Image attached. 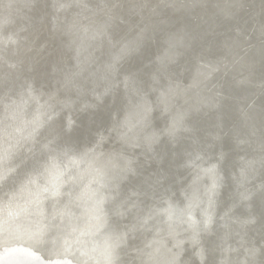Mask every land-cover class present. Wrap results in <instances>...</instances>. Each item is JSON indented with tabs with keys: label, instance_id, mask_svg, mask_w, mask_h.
<instances>
[{
	"label": "rangeland",
	"instance_id": "rangeland-1",
	"mask_svg": "<svg viewBox=\"0 0 264 264\" xmlns=\"http://www.w3.org/2000/svg\"><path fill=\"white\" fill-rule=\"evenodd\" d=\"M1 1V0H0ZM9 1V0H8ZM43 1V3H46L48 8L51 9V11L53 12L54 10V13H61L63 11V9L69 4V7H73V9L70 11V10H67V13L65 12V16L69 17L66 18H61V19H64V20H61L60 18H54V15L52 16V22L51 20H49V18L47 19V23L49 24L48 28H43L41 30V33L39 35H36L35 33L36 32H33L32 35H31V39L29 40L31 43H25L24 45H22V47H19V50H18V53L16 55V57L14 56H9L8 57V60L12 61V66L10 67L9 73H14L16 75H19L21 74L22 72L26 71V70H29L27 71L28 74L33 78V80L31 81V79L27 78L28 80V83H31V86H35V90L33 88V90H31L30 92L26 93L23 92V94L21 96H19L20 98H15L12 102H8V105L6 106V109L5 110H0V176L2 177L3 175L5 176L6 175V178L3 180V181H0V215L6 213V215L0 219V227L2 224L5 223L6 220L10 219L9 215H14L16 214V210H20V206H22V204H27L26 207H24V210L23 208H21L22 210H20L19 212V215H21L22 219H23V222L26 224L27 221H28V218L30 216H33V213L34 212H43L45 209H49L51 210V219L54 220V221H58L59 224L61 225H58L56 222H53V227L47 232V236L45 237L47 240V243L49 246V248L46 250L45 248H42V247H39V246H32V245H25V244H8V245H0V264H2L3 262H6V261H12L14 259H16V263L17 264H99V261L101 263H103V261H108L109 260V256L110 255H107V252L108 254H110L111 251H114L115 252V247H114V243H109L107 242L108 240H111L110 238H114V232H115V229L116 227H120L121 224L125 223L126 225H128V222L131 224V218L128 216V213H124L126 216H121L118 215V216H121V217H118L120 218L121 222L120 224H113V222L115 221H111L113 218L115 217H111L108 213V211H105L103 209V211L97 215L96 213H91L93 211V208L89 209L86 214L85 213H82V211L85 209V207L87 205H89L90 203L86 200V198H88L87 196H89L90 194H87V193H82L83 194V197L82 195H80V193L77 192V190H75V186L76 185V181L74 180H77L79 177H80V173L81 172H88L89 171V176L90 177H87L88 179L85 181H83V185L85 186L84 188L86 189V187H89V184H90V187L92 185V187L90 188V190H97V191H101V192H93L91 194L93 195H99V196H102L103 194H105V187L107 190L109 191H118V192H121V193H125V191L127 192L128 190V187H123L126 183L125 180H122L121 181V178L117 175H116V172H117V167H115V165H113V163L115 164V161L116 158H119L121 156H123V153L121 151H118V152H115L116 154H112L111 157L110 156H97L99 155L98 153H94V155H92V157H85L84 155H80V154H76V155H73L74 153H72V149H69L68 146L66 144H69L70 142L68 140H66V138H70V134H68L66 131H70L71 129L74 130V133L75 135H81V133L84 131V129L86 130L88 128V126H94V128H92V131H90V133H85L86 136H83L85 138V141H92L96 138V140L98 141V143H101L102 145H105L103 147H100L98 148V151L99 150H105L106 151H109L110 149L107 148V147H110L111 145H115V144H127L129 143L130 145H133V151H135L136 155L139 154L140 152V147L143 148L142 146V143L140 142V140L142 139L138 134H137V130L134 131V134L131 132L130 135H127V136H123V140L122 142L120 143H114L115 142V139L121 137V134L122 132L120 133L121 131V124H125L127 125V119H130V120H134L135 123H138L140 122L142 125L143 124H146L145 121H143L142 117L143 116H146L148 112H150L153 116V118L155 119H158V122L157 124L159 123H166L168 124L170 121H171V117L173 116L172 113H174L175 115H178L180 116L181 118V126L184 128L185 131H182V135L180 138L178 136V138L176 137L175 139H177L178 143L175 141V139L173 140V142L175 143H172L171 141H169L168 139L164 138L165 141H162L160 142L159 144V148L161 149V151H165L164 153L162 152V156L160 159H156L153 151L151 150L153 147H155L154 145H148L147 147V144H144L146 146H144L145 148L147 147V157L146 159L142 158L141 155L139 154V158L141 161H142V164H143V167L142 169L140 170L141 174H147L148 171H153L154 169H158L160 167L159 164H161L162 162L165 164V165H169L171 166L172 168H170V171L175 174V177L177 180V183H176V186L173 187V189L171 190V192L169 190H166L165 193H163L162 191V188L164 186V184H161V185H158L156 187V190L161 191L162 194H164L163 196L166 198V206L167 208L163 210L164 212V215L165 217L167 218L166 220H172L169 224L171 226H175L176 223V211L178 212L179 216L180 217H189L191 218L192 220H196L198 221V223H200L201 220H205V222H207V225L210 226V228L213 229L209 232H206L205 230H197V231H191L188 233V236L184 237L183 240L184 242L188 243V245L190 246L192 252L197 255L198 257V264H264V250H262V248L264 247V225L263 226H259L258 225V213H260V210L259 212L254 209V207H251L252 205L249 203H247L249 205L248 209L249 208H252L250 210H248L247 214L250 215V217H247V220L249 222V224L247 225H241L239 226V223L243 220V218L245 219L246 216H242L244 214V212H240V213H237L239 211H236L235 209H233L232 211V208L234 205L232 202V204L230 203H227L228 200H227V197L228 195L225 193H222L221 190L223 189V187H221V183L226 180V176L224 178L223 175H225V168L223 165H225L226 161L230 160L231 158H235L236 160H234V164H237L238 162L242 163V164H250L252 160H254L255 162H260V160L258 159H252L253 157H258L257 155H259V157H261V162L258 164V166H256L255 168L249 170V166L248 167H245L244 169H242V171H240V174H242L241 176H239L234 182L236 184H234L235 186V191L237 190V194L242 196V195H247L248 193V198H252L255 194H257V192L259 191H263L264 190V124L260 127H257L255 129V134L257 136V143L256 145H254L253 147L252 146H245L244 148H241L240 150V147H235L234 145V142H232V137H233V134L238 136V131L239 129H241V125L242 123L240 122L241 118L239 116V114L241 113H244V112H247L249 111L252 107L254 108L255 106H261V107H264V99H262L261 97L264 98V69L261 70L263 67H264V60L261 59V58H264V13L262 12V10L264 9V0H237V2L235 0H217V4H216V0H188V3L187 0H147V5L148 7L151 5V4H156L155 5V8H152L151 7V10L152 12H149L148 14H152L150 18H148L147 20H144V21H141V22H144V25L142 24L136 31H135V34L133 33L131 36V39H129L128 41V44H125L121 47V49H118V51H116L115 53H113L112 55L109 56V60L107 61H104L103 59H98L97 57L95 58V66H93L91 63L92 60L90 59V53H91V50L93 49L96 41H94L93 39L96 37V38H99L100 35H103V33H108V29L110 30V25L111 23L114 21V23H118V19L114 18H110L109 16H106L107 14L104 12L101 16H103V19H101L102 17L100 16L98 19L100 20L96 25H94L95 27H93V31L95 30V32H92L91 35L90 34H82L81 37H79L78 39V42L75 41V39L73 41L70 42V39H69V36L68 35H71V30H73V26L72 24L75 22V21H78L81 23V25L83 26H87L88 23H90V20L87 19L86 17L83 18V22H81L80 18L82 17V13L84 12V10H86L88 8V6H85L86 5V1L87 0H65L64 1H55V0H41ZM52 1V2H51ZM67 1V2H66ZM79 1V2H78ZM164 1L166 3H164ZM176 1V2H175ZM181 1V2H180ZM186 1V2H185ZM194 1V2H193ZM211 1H212V4H211ZM215 1V2H214ZM239 1V2H238ZM51 2V4H50ZM54 2V3H53ZM161 2V3H160ZM185 2V3H184ZM197 2V3H195ZM207 2V3H206ZM220 2V3H218ZM230 2L232 3V6H230ZM245 5H243L242 3ZM254 2V3H253ZM263 2V3H261ZM13 5L14 6H18L19 5V2H15V1H12ZM17 3V4H16ZM23 3V2H21ZM75 5H74V4ZM77 3V5H76ZM85 3V4H84ZM88 3V2H87ZM172 3V4H171ZM175 3H177L175 5ZM182 3V4H181ZM188 3V4H187ZM193 3V4H192ZM214 3V4H213ZM223 3V4H222ZM228 3V4H227ZM237 3V4H236ZM239 3V4H238ZM247 3V4H246ZM252 3L254 5H252ZM259 3V4H258ZM60 4V5H59ZM79 4V5H78ZM80 4H82L80 6ZM167 4V5H166ZM181 4V5H180ZM222 4V5H220ZM257 4V5H255ZM180 8H179V6ZM197 5V8H192V7H195ZM204 5V6H203ZM210 5V6H209ZM211 5H213L214 7H212ZM218 5V6H217ZM225 5V6H224ZM227 5V7H226ZM242 5V6H241ZM247 5V6H246ZM249 5V6H248ZM259 5V7H258ZM84 6V7H83ZM99 8L101 7V5L99 4L98 5ZM133 7H131L132 9L136 8L134 6H137V5H132ZM154 6V5H153ZM184 10H182V7ZM200 6V7H199ZM223 8H222V7ZM237 6V7H236ZM242 8H241V7ZM254 6V7H252ZM263 8L261 9L260 8ZM77 7V9H76ZM87 7V8H86ZM179 9H178V8ZM189 7V8H188ZM202 7V8H201ZM206 8V11H205V8ZM208 7V8H207ZM215 7H217L218 9H216ZM221 7V8H220ZM236 7V8H235ZM252 7V8H250ZM63 8V9H62ZM157 8V9H156ZM188 8V9H187ZM211 8V9H210ZM232 8V9H231ZM233 8L235 9V11L233 10ZM247 8V9H246ZM249 8V10H248ZM255 8V9H254ZM260 8V9H259ZM16 9V8H15ZM62 11H59L61 10ZM81 9V10H80ZM162 9V10H160ZM168 9V10H166ZM177 9V10H176ZM192 9V10H191ZM199 9V11L197 10ZM208 9V10H207ZM214 9V10H213ZM222 9V10H220ZM225 9V10H223ZM231 11V13H229V11ZM231 9V10H230ZM243 9V11L241 10ZM254 9V10H253ZM59 12H58V11ZM78 10V11H77ZM83 10V11H82ZM181 10V11H179ZM188 10V11H186ZM203 10V11H202ZM210 10V11H209ZM218 10V12H216ZM227 10V11H226ZM237 10V11H236ZM240 10V11H239ZM246 10V11H244ZM253 10V11H251ZM257 10V11H255ZM81 11V12H79ZM162 11H165V12H168L170 13L169 11H171V15L173 17H171V15H165V12H162ZM184 11V15H188L187 18L184 16V18L186 20H189V22H185V23H180L179 25L177 26H173L172 28H170L169 30H167V28L171 25L170 23H173L175 21H178V20H181L183 19V12ZM191 11L193 13H191ZM194 11L196 13H194ZM202 11V12H201ZM209 14H208V12ZM215 11V12H214ZM224 11V12H223ZM237 14H235L234 12ZM250 11V12H248ZM256 13H255V12ZM73 14H72V13ZM179 12V13H178ZM227 14H226V13ZM233 12V13H232ZM239 12V13H238ZM253 12V13H252ZM262 14H261V13ZM76 13V14H75ZM145 12H143L142 14H144ZM176 13V14H175ZM189 13V14H187ZM203 15H201V14ZM213 15H212V14ZM243 13H246V14H243ZM251 13V14H250ZM79 14V17L78 16ZM141 14V15H142ZM175 14V15H174ZM192 14V15H191ZM196 14V15H195ZM199 14L201 15L199 17ZM207 14V15H206ZM217 14L219 16H217ZM222 14V17L219 18ZM232 14V15H230ZM254 14V15H253ZM257 14V15H256ZM76 15V16H75ZM81 15V16H80ZM190 15L192 18H190ZM198 15V16H197ZM239 15H241L240 17L243 18L242 19V22H241V18L239 17ZM243 15V17H242ZM246 15V16H245ZM253 15V16H252ZM23 16V15H22ZM182 16V17H181ZM195 16V17H194ZM196 16L198 18H196ZM203 16V18H202ZM211 17L210 19L207 17ZM215 18L213 20V18ZM229 16V17H228ZM254 16H256L255 18L257 19V16L259 17L258 20H256L254 18ZM262 16V17H261ZM73 17V18H72ZM76 17V18H75ZM109 17V18H108ZM171 17V18H170ZM194 17V18H193ZM206 17V19H205ZM225 17V18H224ZM234 19L235 17V21L231 20V21H228L229 19ZM248 18V20H246V18ZM261 17V19H260ZM167 18H169V22H167ZM180 18V19H179ZM196 18V20H195ZM202 18V19H201ZM217 18H218V21H217ZM236 18L238 19L236 21ZM252 18V19H250ZM254 18V19H253ZM60 19V20H59ZM75 21H72L74 20ZM78 19V20H77ZM113 21H112V20ZM173 21H172V20ZM201 21H200V20ZM204 19V20H203ZM250 19V21H249ZM57 21V25L55 24L56 21ZM71 20V21H70ZM198 20V21H197ZM207 20V21H206ZM210 20V21H209ZM224 20V21H223ZM252 20V21H251ZM256 20V21H254ZM261 20V21H260ZM62 21H64L62 23ZM67 21V22H66ZM71 23H69V22ZM103 21V22H102ZM172 21V22H171ZM209 21V22H208ZM216 21V23H215ZM220 21V22H219ZM233 21V22H232ZM239 21V22H238ZM247 21V22H246ZM258 21V22H257ZM263 21V22H262ZM60 22V23H59ZM101 22V23H100ZM105 22V23H104ZM157 22H158V25H157ZM194 22V23H192ZM196 23H199V24H195ZM201 22V23H200ZM203 22V25L202 24ZM205 22V23H204ZM208 22V23H207ZM234 22H235V26H232L234 25ZM249 22H253L252 24H255L252 25L251 23ZM62 23V24H61ZM66 23V24H65ZM151 23V24H150ZM169 23V24H168ZM188 23L190 24V27H193V28H190ZM194 25H192V24ZM215 24V25H212L211 24ZM219 23V24H218ZM228 23V24H227ZM241 24V27L237 26L238 24ZM242 23H243V26H242ZM249 23V24H248ZM41 24L45 25L44 22H42ZM62 26H61V25ZM87 24V25H86ZM91 24V23H90ZM130 24V23H128ZM162 24V25H161ZM165 25V27L163 28V26ZM206 24V25H205ZM209 24V25H208ZM217 24V25H216ZM231 24V25H230ZM239 24V25H240ZM244 24H246L247 26H244ZM259 24V25H258ZM261 24V26H260ZM263 24V25H262ZM47 25V24H46ZM45 25V26H46ZM60 25V26H59ZM65 25V26H64ZM69 27H68V26ZM71 25V26H70ZM147 25V26H146ZM151 25V26H150ZM154 25V26H153ZM183 27H182V26ZM198 25H199V29L198 28ZM221 25V27H220ZM250 25V26H249ZM258 25V26H257ZM56 26V27H55ZM59 26V27H57ZM100 26V27H99ZM105 26V27H104ZM144 26V27H143ZM162 29H161V27ZM187 28V31L184 30L185 28ZM206 26V28H205ZM219 26V27H218ZM224 26L225 27V30L224 31ZM234 27L232 29V27ZM260 26V27H259ZM41 27V26H40ZM62 27V28H61ZM102 27V28H101ZM150 27V29H149ZM181 27V28H179ZM197 27V28H195ZM212 27V29H211ZM214 27V29H213ZM236 27V28H235ZM250 29H249V28ZM262 27V28H261ZM50 28V30H48ZM57 30H56V29ZM60 28V29H59ZM101 28V29H100ZM107 28V29H106ZM174 28V29H173ZM181 29L178 31V29ZM195 28V29H194ZM204 30H203V29ZM227 28V29H226ZM228 28H231L230 30ZM241 28L243 29L242 31ZM246 28V29H245ZM259 30H258V29ZM53 29V30H52ZM63 29H66V30H63ZM105 29V30H104ZM167 32H166V30ZM185 33H184V31ZM199 30L200 32H197V30ZM203 31H202V30ZM206 29V30H205ZM210 29V30H209ZM217 29V30H215ZM233 32V30H235ZM254 31V33H256V35H258L256 37V35L251 31ZM102 30V31H101ZM141 30V32L139 31ZM160 30H163V31H160ZM175 32H174V31ZM177 30V31H176ZM194 31V32H191ZM209 30V31H208ZM221 30V31H220ZM224 32H223V31ZM228 31V33H226ZM232 30V31H231ZM238 30V31H237ZM250 30V31H249ZM260 30H262L260 32ZM104 31V32H103ZM108 31V32H107ZM145 31V32H144ZM173 31V32H171ZM202 31V32H201ZM205 31H208V32H205ZM212 31H216V32H212ZM246 31H249V34L248 32ZM259 31V32H258ZM53 32H57L55 35H56V42L60 45L59 49L61 51V49L66 52L67 56L69 57L70 54H73V55H70L69 59H71L70 61V64H65V68H66V71L64 69V67H60L58 68V66H56L55 64H50L49 66V70L48 72H46V70L44 69V58H45V54L44 53H51V51H53V49H56L54 46H53ZM147 32V33H146ZM156 32V33H155ZM162 32V33H161ZM166 32V33H165ZM169 32L173 33L172 35L169 34ZM204 32V33H203ZM67 33V34H65ZM94 33V34H93ZM100 33V34H99ZM123 33H128V30L124 27L120 33L118 34V37L123 34ZM144 33V35H143ZM182 33H183V36H182ZM187 33V34H186ZM191 35H190V34ZM195 35H194V34ZM207 33L208 34V37L206 38L207 36ZM213 33L215 34L214 37L213 36ZM221 33V34H220ZM225 33V34H224ZM242 35H240V34ZM247 33V34H246ZM260 33V35H259ZM99 34V35H98ZM147 34V35H146ZM161 34V35H160ZM163 34V35H162ZM166 34V35H165ZM181 34V35H180ZM186 36H185V35ZM197 34V35H196ZM224 34V35H223ZM229 34V35H228ZM245 36H244V35ZM254 34V35H253ZM67 35V36H66ZM97 35V36H96ZM136 35V36H135ZM143 35V36H142ZM179 35V36H178ZM193 35V37H192ZM200 35V36H199ZM203 35V37H202ZM205 35V36H204ZM220 35V36H219ZM222 35H223V40L222 39ZM227 38H226V36ZM263 35V37H262ZM34 40H33V37H36ZM62 36V37H61ZM95 36V37H94ZM150 36V37H149ZM173 36V37H172ZM176 36V37H175ZM178 36V37H177ZM230 36V37H229ZM235 38H233V37ZM237 36V38H236ZM240 36H241V39H240ZM256 38H255V37ZM260 36V37H259ZM58 37V38H57ZM67 37V38H66ZM89 37L90 39L92 40L89 41ZM118 37L108 41V43L105 45V47L109 46V48L113 47L115 42L117 41ZM145 37V38H144ZM186 37V38H185ZM189 39H188V38ZM201 38V40L199 38ZM211 37V38H210ZM219 37V38H217ZM232 37V38H231ZM243 37V38H242ZM259 37V38H258ZM63 38L65 40H63ZM83 38V39H82ZM93 38V39H92ZM125 37H123L124 39ZM134 38V40L132 39ZM144 38V39H143ZM147 38V40H146ZM163 38V39H162ZM166 38V39H165ZM172 38H173V41H172ZM179 38V39H178ZM185 38V39H184ZM195 38L198 40L193 41L195 40ZM204 38V39H202ZM210 38V39H209ZM214 38V39H213ZM230 38V39H229ZM253 38V39H252ZM262 38V39H261ZM69 42H67L68 40ZM156 39L158 41V45L157 47L154 49V46L152 45L151 41ZM177 39V40H176ZM187 39V40H186ZM220 39V41H218ZM235 39V41H234ZM240 39V40H239ZM247 39L249 41H247ZM256 39L259 41H256ZM260 39V40H259ZM42 41V42H45L47 44V48H43L41 50L38 49V43L39 41ZM60 42H58V41ZM61 40V41H60ZM131 40V42H130ZM138 40V41H137ZM147 42H146V41ZM167 40V41H165ZM179 40V41H178ZM182 40V41H181ZM186 40V41H185ZM189 40V41H188ZM205 40V41H203ZM214 40V41H213ZM238 40V41H237ZM242 40H243V43H242ZM252 40V41H251ZM254 40L256 41V43H254ZM263 40V41H261ZM83 41V42H82ZM133 41V42H132ZM170 41V42H169ZM194 43H193V42ZM213 41V42H212ZM222 41V42H221ZM230 43H228V42ZM247 41V42H246ZM251 41V43H250ZM73 42V43H72ZM75 42H77L75 44ZM136 42V43H135ZM160 42V43H159ZM172 42V44H171ZM181 42H185V44L181 43ZM189 42V43H188ZM192 44H195L194 48L192 47L191 43ZM216 43L215 45L212 43ZM220 42V44L218 43ZM226 42V43H225ZM235 42V43H234ZM239 47H237V44ZM240 44H239V43ZM259 44H258V43ZM65 43V44H63ZM70 43V44H68ZM94 45H93V44ZM135 43V44H133ZM143 43V44H142ZM161 43H166L167 45L169 44V46L165 47V48H169L170 50L168 52L167 51L165 52V48H160L162 45ZM176 43V47L175 44ZM198 43V44H197ZM205 45H203V44ZM254 43V44H253ZM261 43V44H260ZM263 43V45H262ZM62 44V45H61ZM88 44V45H87ZM138 44V45H137ZM142 44V45H141ZM180 46H179V45ZM183 44V45H181ZM187 44V45H186ZM190 44V45H189ZM197 44V45H196ZM199 44H202L200 46H202L200 48ZM210 44V45H209ZM227 44V46H226ZM229 44V45H228ZM231 44V45H230ZM255 44H258L255 46ZM70 45V46H69ZM93 45V46H91ZM132 45V46H131ZM134 45V46H133ZM137 45V47H136ZM172 45V46H171ZM189 45V46H188ZM212 45V46H211ZM225 45V47H224ZM244 45V46H243ZM249 45V46H247ZM260 45V46H259ZM62 46V47H61ZM74 46V47H73ZM91 49H90V47ZM143 46V47H142ZM181 46L184 48H181ZM190 46V50H188V48ZM198 46V47H196ZM206 46V47H204ZM212 48H215L214 50H211ZM215 46V47H214ZM218 46V47H217ZM221 46V47H220ZM229 46V47H228ZM234 46V50H233V47ZM236 46V47H235ZM242 46V47H241ZM255 46V47H254ZM258 46V47H257ZM66 47V48H64ZM128 47V48H126ZM134 47V48H133ZM159 47V48H158ZM173 47V48H172ZM210 47V48H209ZM220 47V48H219ZM246 47V48H245ZM251 49H249V48ZM254 47V48H253ZM260 47V49H259ZM73 48V49H71ZM83 48V49H82ZM130 48V50H128ZM144 50H143V49ZM179 48V49H178ZM198 48V49H197ZM206 48V49H205ZM231 48V49H230ZM237 48V49H235ZM243 48V49H242ZM258 48V49H256ZM82 49V50H81ZM97 49L99 50L100 48L97 47ZM136 49V50H134ZM139 51H138V50ZM143 51H148V50H151V49H154V53H151L150 56L149 55V59L146 58V60L142 61V60H137V62L139 63V67H138V71L137 70H132L133 72L135 73H138V74H147L148 73V83L147 84H144V85H140L139 83V79L138 77L136 76L135 74V77H133L135 80L132 81L131 83V80L126 76L125 73H122L120 75L117 76L116 74V69H117V62H120L119 60H122L124 59V57H126L127 54H130L131 52L132 53H135V55L138 56L140 55V53ZM157 49V50H156ZM159 49V50H158ZM173 51H172V50ZM181 49V50H180ZM183 49V50H182ZM192 49V50H191ZM197 49V50H196ZM204 49V50H203ZM208 49V50H207ZM218 49V50H217ZM220 49L222 50V52L220 51ZM225 49V50H224ZM229 49V50H228ZM247 49V50H246ZM255 49V50H254ZM263 49V50H261ZM40 52L41 55L40 57L37 59L36 63H35V66H33L30 62H29V59L31 57L34 56V54L37 52ZM76 50V51H75ZM103 50V49H102ZM125 52H124V51ZM128 50V52H127ZM134 52H133V51ZM175 50V51H174ZM196 50V51H195ZM203 50V51H202ZM233 52H232V51ZM235 50L237 51V53L235 52ZM241 50V51H240ZM253 50V51H252ZM46 51V52H45ZM48 51V52H47ZM71 51V52H70ZM121 51V52H120ZM137 51V52H135ZM180 51V52H179ZM191 51V54H196L198 56L195 55H191L189 52ZM195 51V52H194ZM198 51V54L196 53ZM207 53H206V52ZM217 51V53H216ZM219 51V52H218ZM230 51V52H228ZM240 51V52H239ZM255 51V53H254ZM261 51V53H259ZM62 52V51H61ZM84 52V53H83ZM90 52V53H89ZM127 52V53H126ZM163 53L161 55V53ZM177 52V53H176ZM203 52V53H202ZM211 52V53H210ZM213 52V55H210L212 54ZM221 52V54H220ZM247 54H246V53ZM248 52H250L248 54ZM63 53V52H62ZM94 53H95V50H94ZM139 53V54H138ZM168 53V54H167ZM172 53V54H171ZM176 53V54H175ZM187 53V54H186ZM205 53V54H204ZM215 53V54H214ZM219 53V54H218ZM224 53V54H223ZM240 53H242L240 55ZM252 53V54H251ZM263 53V54H262ZM121 54V55H120ZM138 54V55H137ZM160 54V55H159ZM178 54V55H177ZM180 54V56H179ZM189 54V55H188ZM202 54V56L200 55ZM209 54V55H208ZM218 54V55H217ZM237 54V55H236ZM246 54V55H245ZM251 54V56H250ZM259 54V55H258ZM123 55V56H122ZM166 55H169V56H166ZM188 55V56H186ZM192 57H191V56ZM239 55V56H238ZM261 55V56H260ZM72 56V57H71ZM73 56H75L76 58H74ZM117 56V58L115 57ZM121 56H122V59H121ZM142 57V55H140ZM159 58H158V57ZM161 56V57H160ZM174 56V57H173ZM182 56V58H181ZM186 56V57H184ZM194 56V57H193ZM200 56V57H199ZM208 56V57H207ZM213 56H215L214 58H212ZM220 56V58H218ZM228 56V57H227ZM242 56V57H241ZM247 56V58H245ZM250 56V57H249ZM254 56L252 59L251 57ZM82 57V59H81ZM155 57V58H154ZM217 57V59H216ZM241 57V58H240ZM258 57V60L256 58ZM260 57V58H259ZM86 58V61L84 60ZM120 58V59H119ZM154 58V59H153ZM167 62H165V60ZM177 58H178V61H177ZM186 58V59H185ZM187 58L190 60H187ZM200 58L202 60H200ZM203 58L205 60H203ZM208 61H206L207 59ZM223 58V59H221ZM227 58H229V61ZM238 58V59H237ZM68 59V60H69ZM111 59V60H110ZM119 59V60H118ZM161 59V60H160ZM170 61H169V60ZM173 59V60H172ZM195 59V60H194ZM237 59V60H236ZM242 59H245V61L247 62H243ZM256 59V61H255ZM74 62H73V61ZM150 60V61H148ZM155 60V61H154ZM192 60V61H191ZM212 60V61H211ZM222 61V62H218V61ZM233 60V61H232ZM242 60V61H241ZM251 60V62L249 61ZM260 60V61H259ZM263 60V61H262ZM81 61V62H79ZM103 61L104 64H100V62ZM161 61V62H159ZM185 61V62H183ZM192 62V63H188V62ZM196 61L195 64H193L194 62ZM201 61V62H200ZM203 61V62H202ZM206 61V62H205ZM211 61V63H210ZM216 61V63L214 62ZM242 63V64H240ZM256 63H259L257 65L255 64L254 65V62ZM78 62V64H74ZM86 62V63H85ZM125 61H121L120 62V67L123 66ZM156 62V63H155ZM175 62V63H174ZM218 62V63H217ZM225 62V64H224ZM228 62V63H227ZM229 62H231L229 64ZM238 62V63H237ZM250 62V63H249ZM69 63V62H68ZM80 63V64H79ZM116 63V64H115ZM151 65L148 66V64ZM154 63V65H152ZM165 63V64H164ZM172 63V64H171ZM174 63V64H173ZM186 64V67L183 66L184 64ZM237 63V65H236ZM246 65H244V64ZM250 65H248V64ZM261 63V64H260ZM74 64V65H72ZM83 64V65H82ZM84 64L86 66H84ZM142 64L144 65L142 67ZM147 64V65H146ZM158 66H156V65ZM199 64V65H198ZM219 64V65H218ZM233 64V65H232ZM252 64V65H251ZM263 64V65H262ZM76 65V66H75ZM103 65V66H102ZM116 65V66H115ZM162 65H165V66H162ZM173 65V67H172ZM210 65V66H208ZM221 65V66H220ZM226 65V66H224ZM70 66V72L68 70ZM79 66V67H78ZM84 66V67H83ZM141 66V67H140ZM153 66V67H152ZM155 66V68H154ZM171 66V67H170ZM217 66H218V72L220 74H222L221 76H218L220 75L218 72H217ZM228 66V67H227ZM232 66V67H231ZM234 66V68H233ZM238 66V67H237ZM252 66V67H251ZM263 66V67H262ZM52 69H51V68ZM56 67V68H54ZM99 67V68H98ZM146 67V68H145ZM189 67H191L189 69ZM200 67V68H199ZM204 67V68H203ZM216 69H215V68ZM225 67V68H224ZM239 67H242L245 71V72L242 68H239ZM249 67V68H248ZM251 67V68H250ZM259 71H263L261 72V74H259V71L257 70V68H259ZM140 68V69H139ZM165 70H164V69ZM168 68V69H167ZM174 68V69H173ZM184 68V69H183ZM186 68V69H185ZM188 68V69H187ZM196 70H195V69ZM202 68V70H201ZM209 68V69H208ZM232 68V69H231ZM248 68V70L246 69ZM253 68V69H252ZM3 69V65H0V79L2 78L3 75L7 74L5 71H2ZM33 69V70H32ZM63 69V70H62ZM73 69V70H72ZM76 69V70H75ZM81 69V70H80ZM85 69V70H84ZM144 69V70H143ZM150 69V71H148ZM171 69V70H170ZM173 69V70H172ZM224 69V70H223ZM227 69H230L228 70L227 72L231 74H228L227 75V72L226 70ZM250 69V70H249ZM252 69V70H251ZM255 69V70H254ZM55 70V71H54ZM102 70V71H101ZM142 70V71H141ZM169 70V71H168ZM175 70V71H174ZM189 70V72H188ZM191 70V71H190ZM199 70V71H198ZM234 72H233V71ZM63 71V72H62ZM86 71V72H85ZM96 71V72H95ZM108 71V72H107ZM145 71V72H144ZM148 71V72H147ZM173 74H172V72ZM194 71V72H193ZM197 71V72H196ZM208 71V72H207ZM223 73H222V72ZM243 71V72H242ZM254 71V73H253ZM256 71V72H255ZM52 74H50V73ZM53 72V73H52ZM54 72H57L56 74ZM74 72V73H73ZM83 72V73H82ZM113 72V73H112ZM120 72V71H119ZM150 72V73H149ZM167 72V73H166ZM171 74H170V73ZM193 72V73H192ZM204 72V73H203ZM214 72V74H213ZM226 72V75L225 73ZM236 72V73H235ZM245 72V73H244ZM248 72L249 75L248 76ZM64 73V74H63ZM70 73V77H68ZM77 73V74H76ZM101 73V74H100ZM191 73V74H189ZM216 73V74H215ZM235 73V76L233 75ZM240 73V75H239ZM243 73V74H242ZM55 74V75H53ZM60 74V75H59ZM67 74V76H66ZM79 74V75H78ZM84 74V75H83ZM97 74V75H96ZM100 74V75H99ZM102 74L104 77H102ZM151 74V75H150ZM168 74V75H167ZM215 75V77L213 75ZM247 74V75H246ZM253 74V75H252ZM76 77H74V76ZM78 75V76H77ZM82 75V76H80ZM167 75V76H166ZM170 75V77H169ZM173 75V76H172ZM191 75V76H190ZM195 75V76H194ZM200 75V76H199ZM203 75V76H202ZM211 75V76H210ZM227 77H225V76ZM238 75V76H237ZM245 77H243V76ZM255 75V76H254ZM258 75V76H257ZM261 75V76H260ZM49 76V77H48ZM66 76V77H65ZM80 76V77H79ZM88 76V77H87ZM93 78H91V77ZM132 76V75H131ZM207 76V77H206ZM225 78H223V77ZM253 76V78H252ZM56 77V78H55ZM59 77V78H58ZM65 77V78H64ZM73 77V78H72ZM116 77V78H115ZM122 77H125V78H122ZM127 77V78H126ZM203 77V79H202ZM211 77V78H210ZM234 77V78H233ZM249 77H251L249 79ZM255 77V78H254ZM50 78V79H49ZM52 78H54L55 80H53ZM61 78V79H60ZM84 78V79H83ZM120 78V79H118ZM214 78V79H213ZM233 78V79H232ZM240 78V79H239ZM263 78V79H262ZM60 79V80H59ZM65 81H64V80ZM75 81H74V80ZM78 79V81L76 80ZM88 79V80H87ZM93 80L92 82L90 81ZM94 79H97V81H95ZM103 79V80H102ZM117 79V80H116ZM122 79V80H121ZM208 79V80H207ZM239 79V80H238ZM253 79V80H251ZM262 79V80H261ZM50 80V81H49ZM82 82H81V81ZM206 82H205V81ZM210 80L211 81H214L212 83V85L210 84ZM233 80H234V83H233ZM238 80V81H237ZM245 80H247L245 82ZM250 80V81H248ZM260 80V82H259ZM54 81L56 83H54ZM71 81V82H70ZM73 81V83H72ZM106 81V82H105ZM113 81V82H112ZM118 83H117V82ZM120 81V82H119ZM129 81V83H128ZM200 81L201 85H199V82ZM204 81V82H203ZM240 81V82H239ZM245 83H244V82ZM253 81V82H252ZM258 82L255 86V83ZM263 81V82H262ZM46 82V83H45ZM59 82V83H58ZM97 82V83H96ZM203 82V84H202ZM237 84H236V83ZM51 83V84H50ZM58 83V84H57ZM62 83H64L62 85ZM66 83V84H65ZM71 83V84H70ZM100 83V84H99ZM112 83V84H111ZM205 83V85H204ZM248 85H247V84ZM251 85H250V84ZM261 83V84H260ZM41 84V85H40ZM43 84V85H42ZM49 86V89H46V87ZM56 84V85H54ZM76 84V85H75ZM113 84L115 86H113ZM130 84V85H129ZM232 84V85H231ZM243 84V85H241ZM260 84V85H258ZM59 87H58V86ZM76 86V89L75 86ZM101 87H100V86ZM118 85V86H116ZM126 86H129V87H125ZM212 86L209 87V86ZM235 85V86H234ZM245 85V86H244ZM247 85V86H246ZM263 87H262V86ZM73 86V87H72ZM99 86V87H98ZM113 86V88H112ZM236 86L237 89L235 88ZM244 86V87H243ZM250 86V88H248ZM253 86V87H252ZM255 86V87H254ZM261 86V87H260ZM1 85H0V89H1ZM40 87V89H39ZM72 87V88H71ZM96 87V88H95ZM116 87V88H115ZM158 87V88H157ZM205 87V88H203ZM231 87V88H230ZM233 87V89H232ZM240 87L242 88V90L245 89L246 87V90L243 92L240 91ZM253 90H252V88ZM54 88V89H53ZM69 88L71 90H69ZM93 88V90H92ZM100 88V89H99ZM102 88V89H101ZM138 88H143V89H146L147 90V94L149 95H145V94H141L142 97H136L134 99H129V97H133L136 96L137 94V89ZM179 88V89H177ZM210 88L213 90H210ZM229 88L231 90H229ZM256 88V89H255ZM39 89V91H37ZM56 89V92L54 91ZM65 89V90H64ZM113 92H111V90ZM176 89H177V92H176ZM206 89V90H205ZM235 90H239V91H234ZM248 89L249 92L252 90V91L249 93L248 92ZM42 90V91H41ZM50 90V91H49ZM74 90V92L72 91ZM91 90V91H90ZM97 91V93L95 94V92ZM105 90V91H104ZM191 90V91H190ZM194 90V92H193ZM205 90V91H203ZM209 90V91H208ZM229 90V91H228ZM262 91L259 92V91ZM59 91V92H58ZM62 91V93H61ZM66 91V92H65ZM93 91V92H92ZM110 91V92H109ZM136 93H135V92ZM202 91V92H201ZM227 91V92H225ZM232 91V92H231ZM255 91L257 92L255 94ZM33 92V93H32ZM55 92V93H54ZM69 94H68V93ZM73 95H72V93ZM85 93V95L83 96L82 93ZM102 92V93H101ZM107 92H108V95H107ZM134 92V93H133ZM173 92V93H172ZM187 92L189 93V95L187 94ZM192 92V93H190ZM204 92V93H203ZM208 92V93H207ZM223 92V93H222ZM234 92V93H233ZM236 92V93H235ZM48 93V94H47ZM61 93V94H60ZM64 93H67V94H64ZM100 93V94H98ZM112 93V94H111ZM133 93V94H132ZM172 93V94H171ZM177 93V94H176ZM206 93V94H205ZM210 93V94H209ZM213 97L212 96V94ZM218 93H221L222 95L218 94ZM228 95H226V94ZM242 93V96L240 95ZM246 93V95H245ZM259 93V94H258ZM34 94V95H33ZM59 94L61 97H59ZM80 94V95H78ZM95 94V95H94ZM117 94L118 97V100L120 101L119 102V105H116L114 104V98L116 97L115 95ZM122 94V95H121ZM175 94V95H173ZM187 94V95H186ZM192 94H195V95H192ZM201 94V95H200ZM205 94V95H204ZM209 94V95H208ZM228 97V98H226ZM231 94V95H230ZM233 94V96H232ZM249 94V95H248ZM252 94V95H251ZM26 95V96H25ZM38 95V96H37ZM48 95V97H46ZM56 95V96H54ZM67 95V96H65ZM71 95V96H69ZM90 95V97H89ZM112 95V96H111ZM121 95V96H120ZM158 96V99L157 97ZM173 95V96H171ZM186 95V96H185ZM219 96V99L217 98ZM244 95V96H243ZM252 97H251V96ZM12 96H15V95H12ZM32 96V97H31ZM70 98H69V97ZM81 96V97H80ZM89 98L87 99L86 98ZM100 97V99L102 97H105L106 101L109 103L112 101V98H113V101L109 104H113L112 107L111 105H107V107H103L104 108V111L105 112H100L102 113L101 115H103V117H101L100 119L99 118H96L94 116H92L91 114L87 113V111L89 110L90 106H94V107H101V103L102 101L104 100V98H102V100H99L98 97ZM151 96V97H150ZM161 96V97H160ZM165 96V97H164ZM183 96V97H182ZM188 96V97H187ZM211 96V97H210ZM238 96V97H237ZM255 96V97H254ZM259 96V97H257ZM37 97V98H36ZM42 99H41V98ZM57 99H56V98ZM64 97V98H63ZM67 97V100L66 98ZM125 97V98H124ZM144 97V98H143ZM147 97H150V98H147ZM160 97V98H159ZM174 97V98H173ZM176 97V98H175ZM202 97V99H200ZM207 97V99L205 98ZM226 99H225V98ZM237 97V98H236ZM247 99H246V98ZM0 98L2 100V95H1V92H0ZM39 98V100H38ZM60 98V100L58 99ZM76 98V99H75ZM77 98H81L80 100H78ZM83 98V100H82ZM96 98V99H94ZM98 98V99H97ZM123 98V100H122ZM156 98V99H155ZM173 98V99H172ZM182 98V99H181ZM208 98L210 100H208ZM213 98V99H211ZM222 98V99H221ZM254 100L256 99V101H252L251 99ZM259 98V100L257 99ZM23 99V100H22ZM32 99V100H31ZM62 99V100H61ZM86 99V100H85ZM125 99V100H124ZM139 99H142V100H139ZM150 99V100H149ZM155 99V100H153ZM164 99V100H163ZM170 99V100H169ZM172 99V100H171ZM177 99V100H176ZM186 99V100H185ZM189 99V100H188ZM234 99V101H233ZM236 99V100H235ZM238 99V100H237ZM242 99V100H241ZM46 100V101H45ZM55 100V101H53ZM71 102H70V101ZM75 100H77V102L75 103ZM96 101V103H93V101ZM109 100V101H108ZM111 100V101H110ZM135 103H133V101ZM139 100V101H138ZM144 100L146 101L147 100V103L145 105H142L141 103L144 102ZM153 103H152V101ZM157 100V101H156ZM176 100V101H175ZM250 100V101H249ZM262 100V101H261ZM30 101V102H29ZM34 101V102H33ZM53 101V102H52ZM100 101V102H99ZM132 101V102H131ZM160 101V102H159ZM162 101V102H161ZM164 101V103H163ZM185 101V103H184ZM198 101V102H197ZM204 101V102H203ZM211 103H210V102ZM214 101V103L212 102ZM217 101V102H216ZM219 101V102H218ZM223 101V102H222ZM261 102L259 104V102ZM56 102V104H55ZM64 102V103H63ZM83 102V103H82ZM125 102V103H124ZM131 102V103H130ZM138 102V103H137ZM158 102V103H157ZM189 102V103H188ZM196 102V103H195ZM208 104H207V103ZM235 102V104L233 103ZM254 103L253 105L251 104ZM37 103V104H36ZM47 103V104H46ZM63 105H62V104ZM99 103V104H98ZM124 103V104H123ZM129 103V104H128ZM154 103L158 104L157 105V109H159V111H157V109L155 110V112H151L150 110L152 109L151 107H154V106H151L154 105ZM169 103H172L171 106L168 105ZM175 103V104H174ZM177 103V106L174 107V105H176ZM179 103V104H178ZM182 103V104H180ZM188 103V104H187ZM201 103V104H200ZM222 103H224V105L222 106ZM228 103V104H227ZM232 105H231V104ZM258 105H257V104ZM5 104V103H4ZM13 104V105H12ZM21 104V105H20ZM36 104V105H35ZM46 104V105H45ZM61 105V108L59 105ZM65 104V105H64ZM76 104V106H74ZM78 104V105H77ZM97 104V105H96ZM128 104V105H127ZM132 104V105H131ZM135 104V105H134ZM139 104V105H138ZM148 104V105H147ZM187 104V105H186ZM192 104V105H191ZM195 104V105H193ZM218 104V105H217ZM230 104V105H229ZM237 104V106H236ZM250 104H251V108H250ZM51 105V106H50ZM56 105V106H55ZM69 105V106H68ZM96 105V106H95ZM132 107H131V106ZM138 105V106H136ZM168 105V106H167ZM198 105H201V108L200 106ZM209 106L211 109H213L211 111V109H209ZM217 105V106H216ZM234 105V106H233ZM263 105V106H262ZM14 106V107H13ZM28 106V107H27ZM47 106H49L47 108ZM55 106V108H54ZM127 106V107H126ZM161 106V107H160ZM176 108V109H173V107ZM189 106V109L187 110V108ZM196 106V107H195ZM221 106V107H220ZM225 106V107H224ZM227 106V107H226ZM238 108H236V107ZM38 107V108H37ZM44 107V108H43ZM65 107V108H64ZM75 107V108H74ZM76 107H77V110L80 111V113L76 110ZM139 107V108H138ZM141 107V109H140ZM147 107V108H146ZM168 109H167V108ZM183 107V108H182ZM217 107V108H216ZM229 107H232V108H229ZM1 108V107H0ZM52 108V110H51ZM58 109H61V110H57ZM69 108V109H68ZM79 108H82V109H79ZM106 108V109H105ZM114 108V109H113ZM117 108V109H116ZM121 108V109H120ZM162 108V109H161ZM171 108V109H170ZM182 108V109H181ZM200 108V110H199ZM216 108V110H215ZM8 109V110H7ZM19 109V110H18ZM22 109V110H21ZM25 109V110H23ZM75 109V110H74ZM113 109V112H115V110L117 112H115L113 114L112 112V115L108 114L107 111L109 113H111ZM125 109V110H124ZM134 109V111H132ZM183 109H185L183 111ZM191 109V110H190ZM203 109V110H202ZM230 109V110H229ZM233 109V110H231ZM32 110V111H31ZM56 110V111H55ZM121 110V112H120ZM128 110V111H127ZM131 110V111H130ZM143 110H146V113H143ZM176 110V111H174ZM180 110V111H179ZM193 110V112H192ZM196 110V112H195ZM217 112H215V111ZM224 110V111H223ZM9 111H11L9 113ZM17 111V112H16ZM53 111V112H52ZM63 111V112H62ZM70 111V112H69ZM77 111V112H75ZM123 111H125V113H123ZM169 111V112H168ZM182 111L184 114H182ZM189 111V112H188ZM200 111V114L198 113ZM201 111H203L204 113H202ZM211 113H210V112ZM214 111V112H213ZM219 111L221 113H219ZM233 111V112H232ZM4 112V113H3ZM7 112V113H6ZM25 112V113H24ZM30 112V113H29ZM57 112V114H56ZM136 112V113H135ZM164 112V114L162 113ZM176 112V113H175ZM191 112V114H190ZM225 112V113H224ZM232 112V113H231ZM24 113V114H23ZM42 113H46L44 115V119L40 121V115ZM60 113V114H59ZM85 113V114H84ZM116 113H119L116 114ZM131 113V114H130ZM134 113V114H133ZM156 113V114H155ZM179 113V114H178ZM187 113V114H186ZM196 113V114H195ZM202 113V114H201ZM210 115H209V114ZM213 113V114H212ZM12 114V115H11ZM56 114V115H55ZM65 114V116H64ZM75 114V115H74ZM78 117H77V115ZM79 114H81V116H79ZM155 116H154V115ZM162 117H161V115ZM166 114V115H165ZM170 114V115H169ZM181 114V115H180ZM194 114V115H192ZM222 114V116H221ZM24 117H22V116ZM55 115V116H53ZM168 115V116H167ZM183 115V117H182ZM189 115V116H188ZM203 115V116H201ZM208 115V116H207ZM217 115V116H215ZM233 115V116H232ZM236 115V116H234ZM27 116L29 118H27ZM33 116V117H32ZM36 116V117H35ZM73 118H72V117ZM110 116V117H109ZM116 116V117H115ZM122 116V117H121ZM188 116V117H187ZM193 118H192V117ZM201 119H199L198 118ZM211 116V118H210ZM219 116V117H218ZM224 116V117H223ZM232 116V117H231ZM17 117V118H16ZM21 117V118H20ZM52 117H55V118H59L60 119H63V124L61 121L59 123V131L56 132L54 131V133H50L49 130L51 129L50 128V125L51 123L50 122H53L54 120H52L53 118ZM62 117V118H61ZM64 117V118H63ZM138 117V119L136 118ZM157 117V118H156ZM161 117V119H160ZM186 117V118H185ZM197 119H196V118ZM205 117V118H204ZM215 117V119L213 118ZM49 118V119H48ZM51 118V119H50ZM68 118V119H67ZM71 120H70V119ZM121 118V119H120ZM125 118V119H124ZM135 118V119H134ZM194 118H195V121H194ZM204 118V119H203ZM214 119V121L212 122V120L210 119ZM224 118V119H223ZM239 118V119H238ZM8 119V121H7ZM73 119V120H72ZM164 119V120H163ZM186 119V120H185ZM217 119V121H216ZM11 120V121H10ZM26 120V122H24ZM32 120V121H31ZM37 120V121H35ZM50 120V121H49ZM74 120H76L75 122H73ZM118 122H117V121ZM126 120V121H125ZM132 120V121H133ZM138 120V121H137ZM142 120V121H141ZM161 120V121H159ZM166 120V121H165ZM190 120V121H189ZM193 120V121H191ZM199 120V121H198ZM204 120V121H202ZM207 120V121H206ZM232 120V121H231ZM20 121H21V124H20ZM46 121V122H45ZM49 121V122H48ZM66 121V122H65ZM82 121V122H81ZM85 121V122H84ZM202 121V123H201ZM210 121V122H209ZM228 121V122H227ZM32 122V123H31ZM37 122V123H36ZM44 122V123H43ZM79 122V123H78ZM113 122V123H111ZM116 122V123H115ZM122 122V123H121ZM144 122V123H143ZM189 124H188V123ZM191 122V123H190ZM198 122V123H197ZM205 122V123H204ZM208 122V123H206ZM217 122V123H216ZM232 122V123H231ZM236 122V123H235ZM7 123V125H6ZM29 123V124H28ZM73 123V124H72ZM118 123V124H117ZM186 125H184V124ZM196 123V124H195ZM211 123V124H210ZM213 123V124H212ZM225 123V124H224ZM4 124V125H3ZM9 124V125H8ZM23 124V125H22ZM34 124V125H32ZM43 124V125H42ZM63 124V125H62ZM80 124V125H79ZM82 124V125H81ZM115 124V125H114ZM192 124V126H191ZM201 124H202V127H201ZM204 124V125H203ZM207 126H206V125ZM209 124V125H208ZM31 125V126H30ZM49 125V126H48ZM73 125V126H72ZM85 125V126H84ZM111 125V126H110ZM119 125V126H117ZM141 125V126H142ZM218 125V127L216 126ZM225 125V127H224ZM16 126V127H15ZM25 126V127H23ZM69 126L70 129H67ZM83 126V128L81 127ZM87 126V127H86ZM187 126V127H186ZM197 126V127H196ZM209 126V127H208ZM227 126V127H226ZM233 126V127H232ZM21 127V128H20ZM29 127V128H28ZM38 127V128H37ZM41 127V128H40ZM42 127L44 130H42ZM48 127V128H47ZM113 127V128H112ZM118 129H117V128ZM189 127V128H188ZM194 127V128H193ZM204 127V128H203ZM217 127V128H216ZM15 128V129H14ZM62 128V129H61ZM65 128V129H64ZM188 128V130H187ZM201 128V129H200ZM211 128V129H210ZM235 128V129H233ZM39 131H37V130ZM40 129V130H39ZM111 129V130H110ZM195 129V130H194ZM198 129V130H197ZM203 129V130H202ZM206 129V130H205ZM209 129V131H207ZM3 130V132H2ZM14 130V131H13ZM34 130V131H33ZM64 130V131H62ZM119 130V131H117ZM200 130V131H199ZM205 130V131H204ZM230 130V131H229ZM42 131V132H41ZM193 131V132H192ZM196 131V132H195ZM211 131V132H210ZM258 131V132H257ZM98 132V133H97ZM102 132L105 133L103 134L102 136ZM115 132V133H113ZM136 132V133H135ZM202 132V133H201ZM215 132V133H214ZM231 132V133H230ZM233 132V133H232ZM4 133V134H3ZM29 133V134H28ZM37 133L39 135H37ZM43 133V134H42ZM97 133V134H96ZM100 133V134H99ZM108 133V134H106ZM120 133V134H119ZM197 133V134H195ZM211 133V134H210ZM222 133V134H221ZM225 133V134H224ZM25 134V135H24ZM31 134V135H30ZM84 134V135H85ZM88 134V135H87ZM111 134V135H110ZM117 134V135H116ZM133 134V135H132ZM193 134V136H192ZM213 134V136H212ZM14 137H13V136ZM18 135V136H16ZM27 135V137H26ZM48 135V136H47ZM51 135V136H50ZM106 137H105V136ZM113 135V137H112ZM116 135V136H115ZM135 135V136H134ZM138 135V136H137ZM188 135V136H187ZM200 135V136H199ZM210 135V137H209ZM11 136V137H9ZM38 136V137H37ZM98 136V137H97ZM110 136V137H109ZM118 136V137H117ZM131 136V137H130ZM190 136V137H189ZM208 138H207V137ZM219 136V137H218ZM225 136V137H224ZM7 137V138H6ZM92 137V138H91ZM106 138V139H103V138ZM127 137V138H126ZM134 137V138H133ZM185 137V138H184ZM187 137V138H186ZM196 137V138H195ZM5 138V140H4ZM28 138V139H27ZM108 138H111L110 141L108 142L109 144L106 145V143L104 142L105 140H107ZM163 138V137H161ZM192 138V139H190ZM211 138V140H210ZM3 139V140H2ZM103 139V140H102ZM114 139V140H113ZM184 141H183V140ZM199 139V141H198ZM205 139H207L205 141ZM213 139V140H212ZM248 139H250L251 141H248ZM24 140V141H22ZM26 140V141H25ZM113 140V141H112ZM126 141V142H123V141ZM132 140V141H131ZM162 140V139H160ZM182 140V141H181ZM192 140V141H190ZM203 140L204 143L201 141ZM222 140V141H221ZM4 141V142H3ZM12 141V142H11ZM20 141V143H19ZM29 141V142H28ZM112 141V142H111ZM135 141V142H134ZM180 141V142H179ZM209 141V142H207ZM218 141V142H217ZM3 142V143H2ZM31 142V143H30ZM64 142L66 144H64ZM103 142V143H102ZM137 142V143H136ZM167 142V143H165ZM171 144L172 146L175 147V150L173 153L174 155H177L175 158L174 156L171 155V153L168 151V148L166 147V145L168 144ZM198 142V143H197ZM216 142H217V145H216ZM250 142H252V139L251 138H247L245 140V144L248 145L250 144ZM111 143V145H110ZM113 143V144H112ZM141 143V145L139 146V144ZM145 143V142H144ZM164 143V144H163ZM181 143V144H180ZM186 143V144H184ZM194 145H193V144ZM210 143V144H208ZM213 143V144H212ZM221 144V147H219ZM17 144V145H16ZM26 144V145H25ZM138 146V150L136 149V145ZM173 144H177V145H173ZM179 144V145H178ZM188 144V145H187ZM191 144V145H190ZM200 148H199V146ZM207 144V145H206ZM229 144V145H228ZM6 145V146H5ZM65 145V146H64ZM165 145V146H164ZM184 145V146H183ZM197 145V146H196ZM205 147H204V146ZM219 145V146H218ZM259 145V146H258ZM261 145V147H260ZM4 146V147H3ZM67 146V147H66ZM153 146V147H152ZM183 148H182V147ZM187 146V147H186ZM190 146V147H189ZM17 147V149H16ZM164 147V148H163ZM186 147V148H184ZM192 147V149H191ZM198 147V149H197ZM202 147V148H201ZM211 149H210V148ZM251 147V148H250ZM18 148H20L18 150ZM180 148V150H179ZM196 148V149H195ZM204 148V149H203ZM206 148V149H205ZM235 148V149H234ZM246 148V149H245ZM255 148V149H254ZM13 149V150H11ZM108 149V150H107ZM178 149V150H177ZM181 149H183L181 151ZM209 149V150H208ZM219 149V150H218ZM225 149V150H224ZM231 149V150H230ZM131 150V148H130ZM187 150V151H186ZM189 150H191L189 152ZM193 150V151H192ZM198 150V151H197ZM199 150L201 152V154L199 155ZM208 150V151H207ZM211 150V152H210ZM216 150V152H215ZM54 151V152H53ZM152 153H151V152ZM179 151V152H177ZM186 151V153L184 152ZM196 151V152H195ZM232 151V152H230ZM249 151V152H248ZM13 152V153H12ZM15 152V153H14ZM69 152V154H68ZM80 152V149L78 151V153ZM121 152V153H120ZM177 152V153H176ZM189 152V153H188ZM197 153L195 155V153ZM203 152V153H202ZM210 152V153H209ZM224 152L226 153L224 157ZM242 152V153H241ZM245 152V154L243 153ZM12 153V154H11ZM55 153V154H54ZM138 153V154H137ZM151 156H150V154ZM181 153V154H180ZM191 153V155H190ZM215 153V154H214ZM221 153V154H220ZM229 153V154H228ZM259 153V154H258ZM8 156H7V155ZM16 154V155H15ZM68 154V155H67ZM164 154V156H163ZM166 154V155H165ZM169 154V157L167 156ZM184 154H186L184 156ZM194 154V155H192ZM205 154V155H204ZM208 154V156H207ZM211 154V155H210ZM214 154V155H213ZM248 154H251V155H248ZM5 155V156H4ZM50 155V156H49ZM52 155V156H51ZM55 155V156H54ZM80 155V156H79ZM145 155V156H146ZM183 155V156H182ZM188 155H190L188 157ZM72 156V157H71ZM180 156V157H179ZM193 156V157H191ZM202 156V157H201ZM204 156V158H203ZM207 156V157H206ZM222 156V157H220ZM12 157V158H11ZM57 157V158H56ZM68 157V158H67ZM84 157V158H83ZM116 157V158H115ZM153 157V159H152ZM162 157H165L163 158L164 160L162 161ZM171 157H172V160H171ZM181 158V159H178ZM211 157V159H210ZM230 157V158H229ZM56 158V159H55ZM66 158V159H65ZM79 158L81 159L79 161ZM86 158V159H85ZM91 158V159H90ZM94 158V159H93ZM105 158V159H104ZM107 158V159H106ZM148 158V159H147ZM150 158V159H149ZM184 158H191L192 159V167L190 166L191 168V175L190 173L188 174L187 171L190 170V168L187 169V171H185V174L184 172H179L178 170H176L175 172L174 169H175V166L177 164H179ZM203 158V159H202ZM207 158V159H206ZM220 158V159H219ZM5 159V160H4ZM10 159V160H8ZM70 159V160H69ZM85 159V160H84ZM99 159V160H98ZM101 159V160H100ZM152 159V160H151ZM168 159V160H167ZM175 159V160H174ZM198 159V160H197ZM206 159V160H205ZM215 159L218 161H215ZM225 161H223V160ZM250 159V160H249ZM84 160V161H83ZM95 160V161H94ZM106 160V161H105ZM113 160V162L111 161ZM144 160V161H143ZM156 160V161H154ZM180 160V161H179ZM2 161H5V162H2ZM57 161V162H56ZM62 161V162H61ZM66 161V163H68L66 165V163L64 162ZM87 161V162H86ZM104 161V162H103ZM159 161V162H158ZM161 161V163H160ZM169 161V162H168ZM179 161V163H178ZM198 161V163H197ZM227 161V162H228ZM47 162V163H46ZM70 162V163H69ZM77 162V164H76ZM79 162V163H78ZM97 162V163H96ZM99 162V163H98ZM153 162H156V166L158 164V166H154L155 164H153ZM201 165H200V163ZM205 162V163H204ZM109 163V164H108ZM151 163V164H150ZM174 163V164H171ZM204 163V164H203ZM216 163V164H215ZM218 163V164H217ZM221 163V164H220ZM223 163V164H222ZM24 164L26 167H24ZM31 164V166H30ZM107 164V165H106ZM150 164V165H149ZM197 164V165H196ZM203 164V165H202ZM211 164V165H210ZM38 165V166H36ZM83 165V166H82ZM92 165V167H91ZM109 165V166H108ZM215 165H218V166H215ZM23 166V171H20V167L22 168ZM51 166V168H50ZM64 166V167H63ZM96 166V167H95ZM98 166V167H97ZM102 166V167H101ZM104 166V168H103ZM152 166V167H151ZM154 166V167H153ZM215 166V167H214ZM220 167H223L224 170H222V168H219ZM6 167V168H4ZM37 167V168H36ZM62 167V168H60ZM90 167V168H88ZM101 167V168H100ZM113 167V168H112ZM149 167V169H148ZM195 167V168H194ZM45 168V170H44ZM87 168V169H86ZM116 168V169H114ZM128 168L127 169V174L128 175H131V177L134 175V177L132 178H138L137 175L138 173H136L137 171L133 168ZM64 169V170H63ZM66 169V170H65ZM71 169V170H70ZM103 169V170H101ZM109 169V170H108ZM152 169V170H151ZM199 169V170H198ZM9 170V171H8ZM44 170V171H43ZM47 170V171H46ZM74 170L76 172H74ZM79 170V171H78ZM96 170V171H95ZM111 170V171H110ZM134 170V171H133ZM214 170V171H213ZM260 170V172H259ZM19 171V172H18ZM28 173H26V172ZM54 171V172H53ZM67 171V172H66ZM93 171V173H92ZM107 171V173H106ZM109 171V172H108ZM113 171V172H112ZM115 171V172H114ZM129 171V172H128ZM223 171V172H222ZM24 172V174H23ZM96 172V173H95ZM193 172V174H192ZM220 172V173H219ZM21 173V174H20ZM34 173V174H32ZM43 173V174H42ZM59 173V174H58ZM66 173V175H65ZM71 173V174H70ZM91 173V174H90ZM135 173V174H134ZM180 173V174H179ZM212 173V175L210 174ZM218 173V174H217ZM42 174V175H41ZM51 174V176H50ZM54 174V175H53ZM98 174V175H97ZM100 174V175H99ZM110 174V175H109ZM113 174V175H112ZM179 174V176H178ZM208 174V175H207ZM263 174V176H262ZM16 175V178L15 179H12L14 176ZM19 175V176H18ZM29 175V176H28ZM49 175V176H48ZM65 175V176H64ZM68 175V176H67ZM76 175V176H75ZM94 175V176H93ZM108 176L109 175V180H110V183H109V186H105L104 183L102 182V184L100 183L102 180H103V176ZM217 175V176H215ZM222 175V176H221ZM26 176V177H25ZM43 176V177H42ZM48 176V177H47ZM58 176V177H56ZM64 176V177H63ZM96 176V177H95ZM192 176V177H191ZM195 176V177H194ZM252 178H250V177ZM261 176V177H260ZM34 177V178H33ZM38 177V178H37ZM53 177V178H52ZM55 177V178H54ZM92 177V178H91ZM94 177V178H93ZM130 177V178H131ZM191 177V178H190ZM199 177V179H198ZM222 177V178H221ZM241 177V178H240ZM246 177V178H245ZM255 177H256V180H255ZM260 177V178H259ZM33 178V179H32ZM71 178V179H70ZM73 178V179H72ZM102 178V179H101ZM112 180H111V179ZM114 178L116 180H114ZM120 178V179H119ZM130 178L128 180H130ZM217 178V179H216ZM224 178V179H223ZM56 179V180H54ZM189 179V181H188ZM193 179V180H192ZM205 181H204V180ZM212 179V181H211ZM259 179V180H258ZM13 180V181H12ZM27 180V181H26ZM38 180V181H37ZM91 180V181H90ZM118 180V181H117ZM181 180V181H180ZM202 180V181H201ZM207 180V181H206ZM219 180V181H218ZM246 180H249L247 182H245ZM253 180V181H252ZM26 181V183H25ZM30 181L35 185V187H37L39 189V191L42 193L43 197L45 198H51L53 195H55V192L51 191L50 189L48 188H57L56 191H58L57 195L60 197V207L58 209V207L56 206V204H53L51 203V201L49 200H43V198H40L41 200H43V202L41 200H33V196L35 197L36 194H33L29 197V199H25L24 197L22 196H19L23 191L24 189H27L29 187V184H30ZM34 181V182H33ZM56 181V182H54ZM94 181V182H93ZM96 181V182H95ZM125 181V182H124ZM148 181V180H147ZM183 181H186L183 183ZM215 181V182H214ZM219 183L217 184L216 183ZM241 181V182H239ZM258 181H261L258 183ZM36 182V183H35ZM51 182H53L51 184ZM68 182V183H67ZM91 182V183H90ZM255 182V183H254ZM72 183V184H71ZM73 183H75L73 185ZM112 183V185H111ZM120 183V185H119ZM185 183H187L185 185ZM215 183V184H214ZM241 183V184H240ZM243 183V184H242ZM246 183V185H245ZM250 186H248L249 184ZM4 184V185H3ZM56 184V185H55ZM96 184H99V185H96ZM117 184V185H116ZM206 184V185H205ZM240 184V186H239ZM257 184V185H256ZM20 185V186H18ZM28 185V186H27ZM47 185V186H46ZM59 185V186H58ZM82 185V186H83ZM95 185V186H94ZM184 186V187H181ZM191 185V186H190ZM201 185V186H199ZM242 185V186H241ZM254 185V187H253ZM44 186V187H43ZM64 186V187H62ZM73 186V187H72ZM82 186L79 188L81 189ZM121 186V187H120ZM210 186V187H209ZM217 186V188H216ZM238 186V187H237ZM244 186V187H243ZM252 186V188H251ZM25 187V188H23ZM45 187H48L47 190L44 189ZM59 187V188H58ZM71 187V188H70ZM98 187V189H97ZM104 187V188H103ZM108 187V188H107ZM112 189H111V188ZM114 187V188H113ZM178 187V188H177ZM181 187V188H180ZM188 187V189L186 188ZM209 187V188H208ZM241 187V188H239ZM62 188V190H60ZM116 188V189H115ZM213 188V189H212ZM249 188V189H248ZM41 189V190H40ZM70 189V190H69ZM73 189V190H71ZM114 189V190H113ZM118 189V190H117ZM133 189V190H132ZM131 189V193L134 194L135 196L136 195H143L142 191H139L138 189L136 190V188H132ZM135 189V190H134ZM187 193L185 195V192ZM187 189V190H186ZM196 189H199V190H196ZM244 189V190H243ZM256 189V190H255ZM193 190V191H192ZM201 190V192H200ZM216 190V191H215ZM255 192H254V191ZM72 191V192H71ZM133 191V192H132ZM139 191V193H138ZM205 191V197H204V192ZM214 191V192H213ZM243 191V192H242ZM246 194H244L245 192ZM50 192V193H49ZM61 192V193H60ZM68 192V193H67ZM75 192V193H74ZM86 192V191H85ZM89 192V191H88ZM111 192V193H112ZM138 194H137V193ZM181 192V193H180ZM258 192V193H259ZM54 193V194H53ZM66 193V194H65ZM110 192H107V197L111 196ZM167 193V194H166ZM183 193V194H182ZM198 193V194H196ZM214 193V194H213ZM252 195H251V194ZM255 193V194H254ZM87 194V195H86ZM178 194V195H177ZM74 195V196H73ZM185 195V197H184ZM191 195V196H189ZM200 195V196H199ZM203 195V196H202ZM226 195V196H224ZM17 196V197H16ZM48 196V197H47ZM53 196V197H54ZM65 196V197H64ZM72 196V198H71ZM188 196V197H187ZM195 196V197H194ZM223 196V197H222ZM63 197V198H62ZM144 196H142L143 198ZM178 197V198H177ZM204 197V198H203ZM3 198V199H2ZM82 198H85V199H82ZM141 198V197H140ZM170 198V200H169ZM175 198V199H174ZM198 198V199H197ZM209 198V199H208ZM217 198H218V201L217 202ZM220 198V199H219ZM225 198V199H224ZM247 198V201H249L250 199ZM23 199V201H22ZM179 199V201H178ZM184 201H183V200ZM204 199V200H203ZM215 199V201H214ZM21 200V201H19ZM71 200V201H70ZM77 200V201H76ZM189 200V201H188ZM192 200V201H191ZM194 200V201H193ZM197 200V202H196ZM224 200V201H223ZM17 201V202H16ZM19 201V202H18ZM71 203H70V202ZM83 201V202H82ZM87 201V202H86ZM168 201V202H167ZM221 201V202H220ZM223 201V202H222ZM26 202V203H25ZM35 202H37L35 204ZM67 202V203H66ZM73 202V203H72ZM77 202V203H76ZM81 202H82V205H81ZM152 202V203H151ZM176 202V203H175ZM186 202V204H185ZM225 202V203H224ZM154 203V204H153ZM198 203V204H197ZM211 203V205H210ZM217 203V204H216ZM227 203V204H226ZM236 203V202H235ZM20 204V205H19ZM67 204V205H66ZM141 205L145 204L146 206L143 207V209H147L148 206H150L151 204L156 205L155 202L145 198L144 200H142V202L140 203ZM170 206H169V205ZM213 204V205H212ZM220 204H222L220 206ZM17 205V206H16ZM81 205V206H80ZM201 205V207H200ZM208 205V206H207ZM219 205V206H217ZM231 209L229 208L230 206ZM71 206V210L69 211L68 210V213L67 215H69V218H67L66 220H64V217L65 216H62V220L58 219V216L56 214V211L55 209H57V212L61 213L62 209L65 207H69ZM213 206V207H212ZM217 206V207H216ZM222 206H225V207H222ZM227 206V207H226ZM80 207V208H79ZM185 207V208H184ZM212 207V208H211ZM221 207V208H220ZM26 208V209H25ZM174 208L177 209L176 211H174ZM191 208V209H190ZM205 208V209H204ZM217 208V209H216ZM220 208V209H219ZM228 208V210H227ZM129 209V208H127ZM172 209V210H171ZM179 209V210H178ZM185 209V210H183ZM209 209V210H208ZM4 210V211H3ZM39 210V211H38ZM80 210V211H77ZM82 210V211H81ZM130 210L132 211V208H130ZM215 213H214V211ZM218 210V212H217ZM230 210V211H229ZM246 210V208H244V211ZM72 211V212H71ZM74 211V212H73ZM172 211V212H171ZM185 211V212H184ZM220 211V212H219ZM226 211V212H225ZM174 212V213H173ZM209 212V213H208ZM224 212V215L222 216ZM231 212V213H230ZM253 212V213H252ZM104 213V214H103ZM146 214H149V212H145ZM182 213V214H181ZM214 213V214H213ZM220 213V215L218 214ZM222 213V214H221ZM226 213V214H225ZM256 213V214H254ZM168 214V215H167ZM184 214V215H183ZM190 214V215H189ZM193 214V215H192ZM196 216H195V215ZM204 214V215H202ZM236 216H235V215ZM253 216H252V215ZM258 214V215H257ZM59 215V214H58ZM94 215V216H93ZM28 216V218H27ZM49 216V215H48ZM90 216V218H89ZM107 216V217H106ZM174 216V217H173ZM199 216V217H198ZM202 216V217H201ZM222 218H221V217ZM233 216V217H231ZM76 217V218H74ZM83 217V218H82ZM86 217V218H85ZM98 217V218H97ZM104 217V218H103ZM126 219H125V218ZM169 217V218H168ZM231 217V218H229ZM235 217V218H234ZM255 217V218H254ZM8 218V219H7ZM26 218V219H25ZM95 218V219H94ZM204 218V219H203ZM213 218V220H212ZM234 218V219H232ZM239 218V219H238ZM257 218V219H256ZM18 219V215L14 216L13 220L11 221L12 223V226H14V229L13 231H16L17 230V224H16V221ZM80 219V220H78ZM94 219V221H93ZM109 219V220H108ZM129 219V220H128ZM210 221H208V220ZM220 219V220H219ZM227 219V221H226ZM230 219V220H229ZM237 219V220H236ZM256 219V220H255ZM4 222H3V221ZM16 220V221H15ZM64 220V222H63ZM97 220V221H96ZM100 220V221H99ZM107 220V221H106ZM222 220V221H221ZM258 220V221H257ZM15 221V222H14ZM91 221V222H90ZM102 221V222H101ZM233 221V222H232ZM239 221V222H238ZM14 222V223H13ZM63 222V223H62ZM77 222V223H76ZM112 222V223H111ZM252 222V224H251ZM254 222V223H253ZM257 222V224L255 223ZM83 223V224H82ZM103 223V225H101ZM136 223L133 222V224ZM75 224V225H74ZM113 224V226L111 227V225ZM152 224V222H147L146 224L140 222V223H137L136 225H134L130 231L131 232H135L136 233V228H138L139 226H142L144 225L143 227H145L146 225L149 227L150 225ZM214 224V225H212ZM220 224V225H219ZM114 225H117L114 227ZM204 224L201 223L198 225V227H205L203 226ZM212 225V227H211ZM238 225V226H237ZM252 227H250V226ZM97 226V227H96ZM131 226V225H128V227ZM224 226V227H223ZM232 226V227H231ZM235 226V227H234ZM247 226V227H246ZM16 227V229H15ZM74 227V228H73ZM89 227V228H88ZM99 227V229H98ZM109 227V228H108ZM228 227V228H227ZM237 227V228H236ZM249 227V228H248ZM154 227L151 228V231L153 230ZM215 228V229H214ZM219 228V229H218ZM222 228V229H221ZM75 229V230H74ZM110 229V230H109ZM112 229L114 232H112ZM225 229V230H224ZM234 229V230H233ZM244 229H248L250 232H248V230H244ZM251 229V230H250ZM253 229V230H252ZM257 229V230H256ZM261 229V230H260ZM81 230V231H80ZM220 230L221 231V234H220ZM229 230V231H228ZM231 230V231H230ZM71 231V232H70ZM76 231V232H75ZM80 231V232H79ZM105 231V233H104ZM110 231V232H109ZM213 231V233H212ZM242 231V232H241ZM245 231V232H244ZM253 231V232H251ZM41 231H38L37 234L33 235V236H30L29 235V238H28V233L27 232H24L25 234L23 235V238L22 239H33V240H36L37 237L38 239H40L42 241V236H39ZM163 233L164 235L166 234V232H163V231H158V233ZM219 232V234H218ZM231 232L234 234H231ZM72 233V234H71ZM113 233V234H112ZM157 234V238H160V234ZM246 233V234H245ZM257 233L259 236H257ZM260 233V234H259ZM88 234V235H87ZM244 236H243V235ZM262 234V235H261ZM2 235V233L0 234V236ZM94 235V236H93ZM109 235V236H108ZM229 235V237H228ZM233 235V236H232ZM237 235V236H236ZM242 235V236H241ZM86 236V237H85ZM90 236H92L90 239ZM129 235L126 234V237H128ZM133 236V234H132ZM232 236V237H231ZM96 239H95V238ZM236 237V239L234 238ZM259 237V238H258ZM63 238V240H62ZM216 238V239H214ZM263 238V239H262ZM101 239V240H100ZM130 239V238H129ZM128 239V240H129ZM168 240V242L170 243H173L172 239L169 237V238H166ZM166 239H164V241H166ZM214 239V240H212ZM259 239V240H258ZM261 239V241H260ZM87 240V241H86ZM96 240V241H95ZM212 240V241H211ZM255 240V241H254ZM86 241V242H85ZM98 241V243H97ZM124 241H127L126 239ZM105 242H107L106 244H104ZM209 242V243H208ZM257 242V243H255ZM101 243V244H100ZM212 243V244H211ZM80 244V245H79ZM95 244V245H94ZM109 244L111 245V248L109 249V251L107 250L108 247H109ZM261 244V245H260ZM13 245V246H12ZM60 245V246H59ZM64 245V246H62ZM66 245V246H65ZM85 245V246H84ZM184 245V243L182 244ZM257 245V246H256ZM4 246V247H3ZM78 246V247H77ZM82 249H81V247ZM96 246V247H95ZM104 246V247H103ZM6 247V248H5ZM9 247V248H8ZM216 247V248H215ZM66 248V249H64ZM76 248V249H75ZM138 247L134 246L133 247V250L134 249H137ZM94 249V251H93ZM98 249V251H97ZM208 249V250H207ZM264 249V248H263ZM68 250V252H67ZM74 250V251H73ZM80 250V251H79ZM259 250V251H258ZM12 251V252H11ZM58 251V253H57ZM73 253H71V252ZM102 251V252H101ZM211 254H209V252ZM85 252V254H84ZM90 252V253H89ZM236 252H239V253H236ZM104 253V254H103ZM207 253V254H206ZM215 255H214V254ZM235 253V254H234ZM10 254V255H9ZM12 254V255H11ZM82 254V255H81ZM139 254V252H136L135 254H131V255H128L126 258H125V261H122L120 262L119 264H136L137 262H135L136 260V255ZM144 254V253H142ZM261 254V255H259ZM75 255V256H74ZM91 255V256H90ZM105 255V256H104ZM209 255V256H208ZM235 255V257H234ZM3 256V258H2ZM6 256V257H5ZM237 256H238V259H237ZM74 257V258H73ZM83 257V258H82ZM96 257V258H95ZM100 257V258H99ZM210 259H209V258ZM240 257V258H239ZM6 258V259H4ZM90 258V259H89ZM94 258V259H93ZM76 261H75V260ZM83 259V260H82ZM96 259V260H95ZM133 259V260H132ZM240 259V260H239ZM242 259V261H241ZM132 260V261H131ZM244 260V262H243ZM94 261V262H93ZM134 261V262H133ZM240 263H239V262ZM137 264H140L139 261Z\"/></svg>",
	"mask_w": 264,
	"mask_h": 264
},
{
	"label": "bare ground",
	"instance_id": "bare-ground-1",
	"mask_svg": "<svg viewBox=\"0 0 264 264\" xmlns=\"http://www.w3.org/2000/svg\"><path fill=\"white\" fill-rule=\"evenodd\" d=\"M12 1H15V2H19V5L18 6H14L13 5V3H12ZM55 1H64L65 2V0H55ZM72 1V0H71ZM196 1V0H195ZM200 1V0H199ZM203 1V0H202ZM206 1V0H205ZM226 1V0H225ZM236 2H237V0H235ZM243 1V0H242ZM247 1V0H246ZM21 2H23V3H21ZM52 2V1H51ZM51 2H50V4H51ZM67 2V1H66ZM79 2V1H78ZM88 2V3H87ZM176 2V1H175ZM181 2V1H180ZM186 2V1H185ZM184 2V3H185ZM187 2H188V0H187ZM194 2V1H193ZM215 2V1H214ZM232 2H233V0H232ZM239 2V1H238ZM248 2V1H247ZM250 2V1H249ZM248 2V3H249ZM16 3V4H17ZM54 3V2H53ZM86 5L85 6H88V8L86 9V10H84V12L82 13L83 15H82V17L80 18L79 17V14H78V18H80V20L82 19L83 20V18L84 17H86L87 19H89L90 20V23H88V25L87 26H83V25H81V23L80 22H78V21H75V19L74 20H72V21H75L73 24H72V26H73V30H71V35H68L69 36V39H70V42L71 41H73L75 38V41H77L78 42V38L79 37H81L82 36V34H90L91 35V33L92 32H95V30L93 31V27H95L94 25H96L100 20L98 19L104 12L107 14L106 16H109L110 18H112L113 19V17L114 18H116V19H120L119 21H118V23H114V21L111 23V25H110V30L108 29V33H105L104 31V33H103V35H100L99 36V38H96L95 36V38L93 39L94 41H96V42H94L95 43V45H94V47H93V49L91 50V53H90V59L92 60L91 62H93V63H91L93 66H95L96 64H95V58L97 57L98 59H103L104 61H107V60H109V56L110 55H112L113 53H115L116 51H118V49H121V47L123 46V45H125V44H128V41H129V39H131V37H133V36H131L133 33L135 34V31L143 24L144 25V22H141V21H144V20H147L148 18H150L151 17V15L152 14H148L149 12H152V10H151V7L152 8H155V5L157 4H151L149 7H148V5H147V0H87L86 2ZM84 3V4H85ZM161 3V2H160ZM164 3H166L165 1H164ZM189 3V2H188ZM187 3V4H188ZM195 3H197V2H195ZM207 3V2H206ZM218 3H220V2H218ZM234 3V2H233ZM242 3V2H241ZM254 3V2H253ZM252 3V5H254ZM261 3H263V2H261ZM74 4V3H73ZM101 5V7L99 8V6L98 5ZM137 5V6H134V7H136L135 9L133 8H131V7H133L132 5ZM172 4V3H171ZM177 3H175V5H176ZM182 4V3H181ZM180 4V5H181ZM190 4V3H189ZM193 4V3H192ZM211 4H212V1H211ZM214 4V3H213ZM216 4H217V0H216ZM223 4V3H222ZM222 4H220V5H222ZM228 4V3H227ZM237 4V3H236ZM239 4V3H238ZM243 4V3H242ZM245 4V3H244ZM243 4V5H244ZM247 4V3H246ZM259 4V3H258ZM60 5V4H59ZM75 5V4H74ZM76 5H77V3H76ZM79 5V4H78ZM82 4H80V6H81ZM154 5V6H153ZM167 5V4H166ZM255 5H257V4H255ZM179 6V5H178ZM204 6V5H203ZM210 6V5H209ZM212 7H214L213 5H211ZM218 6V5H217ZM225 6V5H224ZM232 6V3L230 2V6L229 7H231ZM242 6V5H241ZM240 6V7H241ZM245 6V5H244ZM247 6V5H246ZM249 6V5H248ZM74 7V6H73ZM73 7H69V4L63 9V11H62V9L61 10H59V11H62L61 13H54V10H53V12L51 11V9H49L48 8V6H47V4L46 3H43V1H41V0H1L0 1V65H3V69H2V71H5L7 74H5V75H3L2 76V78L0 79V85L2 86L1 87V89H0V92H1V95H2V100H1V98H0V110H5L6 109V106L8 105V102L10 101V102H12L15 98H20L19 96H21L22 94H23V92H25L26 93V95H27V93L28 92H30L31 90H33V88L35 87V86H31V83H28V80H27V78H29V79H31V81L33 80V78L28 74V72L27 71H29V70H26V71H24V72H22L21 74H19V75H16V74H14V73H9V72H7V71H9V69H10V67L13 65L12 64V61H10V60H8V57L9 56H14V57H16V55H17V53H18V50H19V47H22V45H24L25 43H31L32 44V42H30L29 40L31 39V35H32V33L33 32H36L35 34L36 35H39L40 33H41V30L43 29V28H48V26H49V24L47 23L48 21H47V19L49 18V20H51V22H52V16L54 15V18L56 19V18H65L66 16H65V12L67 13V10H72L73 9ZM84 7V6H83ZM182 7V6H181ZM200 7V6H199ZM222 7V6H221ZM220 7V8H221ZM226 7H227V5H226ZM237 7V6H236ZM235 7V8H236ZM252 7H254V6H252ZM252 7H250V8H252ZM258 7H259V5H258ZM16 8V9H15ZM178 8V7H177ZM179 8H180V6H179ZM178 8V9H179ZM189 8V7H188ZM187 8V9H188ZM192 8H197V5L195 6V7H192ZM202 8V7H201ZM205 8V7H204ZM208 8V7H207ZM216 9H218L217 7H215ZM223 8V7H222ZM242 8V7H241ZM260 8H261V6H260ZM259 8V9H260ZM262 8H263V6H262ZM261 8V9H262ZM76 9H77V7H76ZM157 9V8H156ZM185 9V8H184ZM183 9V7H182V10H184ZM211 9V8H210ZM232 9V8H231ZM230 9V10H231ZM247 9V8H246ZM255 9V8H254ZM253 9V10H254ZM81 10V9H80ZM160 10H162V9H160ZM166 10H168V9H166ZM177 10V9H176ZM192 10V9H191ZM197 10V9H196ZM208 10V9H207ZM214 10V9H213ZM220 10H222V9H220ZM223 10H225V9H223ZM228 10V9H227ZM226 10V11H227ZM233 10L235 11V9L233 8ZM242 11H243V9H241ZM248 10H249V8H248ZM253 10H251V11H253ZM58 11V10H57ZM58 11V12H59ZM78 11V10H77ZM83 11V10H82ZM179 11H181V10H179ZM186 11H188V10H186ZM197 11H199V9L197 10ZM203 11V10H202ZM201 11V12H202ZM205 11H206V8H205ZM210 11V10H209ZM229 11V10H228ZM233 11V12H234ZM237 11V10H236ZM240 11V10H239ZM244 11H246V10H244ZM255 11H257V10H255ZM254 11V12H255ZM79 12H81V11H79ZM143 12H145L144 14H142ZM162 12H165V11H162ZM170 13H168V12H165V15H171V11H169ZM208 12V11H207ZM215 12V11H214ZM216 12H218V10L216 11ZM224 12V11H223ZM232 12V13H233ZM247 12V11H246ZM248 12H250V11H248ZM262 12L264 13V9L262 10ZM72 13V12H71ZM179 13V12H178ZM183 14V19H181V20H178V21H175V22H173V23H170L171 25L167 28V30H169L170 28H172L173 26H177V25H179L180 23L182 24V23H185V22H189V20H186L185 18H184V11L182 12ZM191 13H193L192 11H191ZM194 13H196L195 11H194ZM226 13V12H225ZM228 13V12H227ZM226 13V14H227ZM229 13H231V11H229ZM235 13V12H234ZM239 13V12H238ZM253 13V12H252ZM256 13V12H255ZM261 13V12H260ZM68 14V13H67ZM73 14V13H72ZM76 14V13H75ZM142 14V15H141ZM173 14V13H172ZM176 14V13H175ZM174 14V15H175ZM187 14H189V13H187ZM201 14V13H200ZM199 14V17L201 16V15H203V14H201L200 15ZM208 14H209V12H208ZM212 14V13H211ZM236 14V13H235ZM243 14H246V13H243ZM251 14V13H250ZM262 14V13H261ZM23 15V16H22ZM192 15V14H191ZM191 15H190V18H192L191 17ZM196 15V14H195ZM207 15V14H206ZM213 15V14H212ZM230 15H232V14H230ZM237 15V14H236ZM246 15H248V14H246ZM245 15V16H246ZM254 15V14H253ZM252 15V16H253ZM257 15V14H256ZM65 16V17H64ZM76 16V15H75ZM81 16V15H80ZM187 16L188 15H186L185 17L187 18ZM198 16V15H197ZM196 16V18H198ZM217 16H219L218 14H217ZM241 15H239V17H240ZM68 17H69V15H68ZM68 17H66V18H68ZM102 18L101 19H103V16H101ZM108 17V18H109ZM171 17H173L172 15H171ZM170 17V18H171ZM182 17V16H181ZM195 17V16H194ZM193 17V18H194ZM207 17V16H206ZM206 17H205V19H206ZM222 17V14H221V16L219 17V18H221ZM229 17V16H228ZM242 17H243V15H242ZM256 16H254V18H255ZM262 17V16H261ZM261 17H260V19H261ZM73 18V17H72ZM76 18V17H75ZM196 18H195V20H196ZM202 18H203V16H202ZM201 18V19H202ZM209 17H207V19H208ZM211 18V17H210ZM209 18V19H210ZM212 18H213V16H212ZM225 18V17H224ZM241 18V17H240ZM246 18V17H245ZM253 18V19H254ZM258 16H257V19L256 20H258ZM59 19V20H60ZM169 18H167V20H168ZM180 19V18H179ZM215 18H213V20H214ZM234 19H235V17H234ZM234 19H232V17H231V19H229L228 21H231V20H233V21H235ZM239 19V18H238ZM237 18H236V21L238 20ZM242 19L243 18H241V22H242ZM250 19H252V18H250ZM250 19H249V21H250ZM61 20H64V19H61ZM78 20V19H77ZM81 20V22H83ZM104 20V19H103ZM170 20V19H169ZM169 20L167 21V22H169ZM172 20V19H171ZM200 20V19H199ZM204 20V19H203ZM246 20H248V18H246ZM256 20H254V21H256ZM56 21V20H55ZM65 21V20H64ZM64 21H62V23L64 22ZM71 21V20H70ZM173 21V20H172ZM171 21V22H172ZM198 21V20H197ZM201 21V20H200ZM207 21V20H206ZM210 21V20H209ZM208 21V22H209ZM217 21H218V18H217ZM224 21V20H223ZM232 21V22H233ZM252 21V20H251ZM261 21V20H260ZM42 22H44L45 23V25H43V24H41ZM67 22V21H66ZM69 22V21H68ZM103 22V21H102ZM207 22V23H208ZM220 22V21H219ZM239 22V21H238ZM247 22V21H246ZM258 22V21H257ZM263 22V21H262ZM60 23V22H59ZM61 23V24H62ZM69 23H71V22H69ZM101 23V22H100ZM105 23V22H104ZM128 23H130V24H128ZM192 23H194V22H192ZM191 23V24H192ZM201 23V22H200ZM205 23V22H204ZM215 23H216V21H215ZM249 23H251V22H249ZM248 23V24H249ZM253 23V22H252ZM251 23V24H252ZM56 25H57V21H56V23H55ZM60 24V25H61ZM66 24V23H65ZM151 24V23H150ZM169 24V23H168ZM186 24V23H185ZM195 24L197 25V24H199V23H196L195 22ZM219 24V23H218ZM228 24V23H227ZM240 24V23H239ZM237 25V26H239V27H241V24L240 25ZM254 24H255V22H254ZM254 24H252V25H254ZM264 24V23H263ZM262 24V25H263ZM59 25V26H60ZM157 25H158V22H157ZM162 25V24H161ZM164 25V24H163ZM188 25H189V27H190V24L188 23ZM192 25H194V24H192ZM196 25H194V26H196ZM202 26H204L203 25V22H202V24H201ZM206 25V24H205ZM209 25V24H208ZM212 25H215L214 23L213 24H211V26ZM217 25V24H216ZM231 25V24H230ZM236 24H235V22H234V25H232V26H235ZM259 25V24H258ZM257 25V26H258ZM41 26V27H40ZM59 26H57V27H59ZM62 26V25H61ZM65 26V25H64ZM68 26V25H67ZM71 26V25H70ZM147 26V25H146ZM151 26V25H150ZM154 26V25H153ZM182 26V25H181ZM193 26V27H194ZM231 26V27H232ZM242 26H243V23H242ZM244 26H247L246 24H244ZM250 26V25H249ZM260 26H261V24H260ZM259 26V27H260ZM56 27V26H55ZM69 27V26H68ZM100 27V26H99ZM105 27V26H104ZM126 28L127 30H128V33H127V35H126V33H123V34H121L119 37H118V34L120 33V31L123 29V28ZM142 27V26H141ZM144 27V26H143ZM161 27V26H160ZM165 27V25L163 26V28ZM183 27V26H182ZM193 27H190V28H193ZM219 27V26H218ZM220 27H221V25H220ZM225 27L226 26H224V31H226L225 30ZM264 27V26H263ZM62 28V27H61ZM96 28V27H95ZM102 28V27H101ZM100 28V29H101ZM166 28V27H165ZM179 28H181V27H179ZM179 28H177L178 29V31L179 30H181V29H179ZM184 28H185V26H184ZM188 28V27H187ZM187 28H185L184 30H186L187 31ZM195 28H197V27H195ZM194 28V29H195ZM200 27H199V25H198V28L197 29H199ZM205 28H206V26H205ZM234 27H232V29H233ZM236 28V27H235ZM249 28V27H248ZM262 28V27H261ZM56 29V28H55ZM60 29V28H59ZM107 29V28H106ZM140 29V28H139ZM149 29H150V27H149ZM161 29H162V27H161ZM174 29V28H173ZM196 29V30H197ZM203 29V28H202ZM201 29V30H202ZM211 29H212V27H211ZM213 29H214V27H213ZM227 29V28H226ZM229 30L231 29V28H228ZM246 29V28H245ZM250 29V28H249ZM258 29V28H257ZM48 30H50V28L48 29ZM53 30V29H52ZM57 30V29H56ZM63 30H66V29H63ZM105 30V29H104ZM166 30V29H165ZM167 30H166V32H167ZM183 30V29H182ZM183 30V31H184ZM204 30V29H203ZM202 30V31H203ZM206 30V29H205ZM210 30V29H209ZM208 30V31H209ZM215 30H217V29H215ZM229 30H227V32L226 33H228V31ZM243 29L241 28V30L240 31H242ZM259 30V29H258ZM102 31V30H101ZM140 32H141V30H139ZM160 31H163V30H160ZM177 31V30H176ZM201 31V32H202ZM208 31H205V32H208ZM221 31V30H220ZM223 31V30H222ZM223 31V32H224ZM232 31V30H231ZM234 31H236V29L235 30H233V32ZM238 31V30H237ZM250 31V30H249ZM249 31H246V32H248V34H249ZM251 31H252V29H251ZM262 30H260V32H261ZM143 32V31H142ZM141 32V33H142ZM145 32V31H144ZM164 32V31H163ZM165 32V33H166ZM172 32V31H171ZM175 32V31H174ZM191 32H194V31H192L191 30ZM197 32H200L199 30H197ZM212 32H216V31H212ZM243 32V31H242ZM253 33L255 32V30L254 31H252ZM259 32V31H258ZM57 32H53L52 34H53V36H52V38H53V46L56 48V49H53V51H51V53H44L45 54V58H44V69L46 70V72H48V71H50L48 68H49V66H50V64H55L56 66H58V68H59V66L62 68V67H64V69H65V71H66V68H65V64H70V60L71 59H69V57H70V55H73V54H70L69 55V57L66 55L67 53L66 52H64L62 49H61V51L63 52H61L60 51V49H59V47H60V45L56 42V34ZM147 33V32H146ZM156 33V32H155ZM162 33V32H161ZM170 33V32H169ZM184 33H185V31H184ZM204 33V32H203ZM65 34H67V33H65ZM94 34V33H93ZM100 34V33H99ZM98 34V35H99ZM187 34V33H186ZM190 34V33H189ZM194 34V33H193ZM208 34L209 33H207V36H206V38L208 37ZM221 34V33H220ZM225 34V33H224ZM223 34V35H224ZM240 34V33H239ZM247 34V33H246ZM251 34V33H250ZM249 34V35H250ZM255 35H256V33H254ZM253 34V35H254ZM143 35H144V33H143ZM142 35V36H143ZM147 35V34H146ZM161 35V34H160ZM163 35V34H162ZM166 35V34H165ZM171 35V34H170ZM181 35V34H180ZM185 35V34H184ZM191 35V34H190ZM195 35V34H194ZM197 35V34H196ZM214 33H213V36L212 37H214ZM223 35H222V39L221 40H223ZM229 35V34H228ZM240 35H242V34H240ZM244 35V34H243ZM259 35H260V33H259ZM67 36V35H66ZM97 36V35H96ZM136 36V35H135ZM179 36V35H178ZM177 36V37H178ZM182 36H183V33H182ZM186 36V35H185ZM200 36V35H199ZM205 36V35H204ZM220 36V35H219ZM226 36V35H225ZM245 36V35H244ZM258 35H256V37H257ZM62 37V36H61ZM116 37H118V39H117V41L115 42V44H114V46L113 47H111V48H109V46H107V47H105V45L108 43V41H110V40H112V39H114V38H116ZM123 37H125L124 39H123ZM150 37V36H149ZM173 37V36H172ZM176 37V36H175ZM192 37H193V35H192ZM202 37H203V35H202ZM216 37V36H215ZM214 37V38H215ZM230 37V36H229ZM233 37V36H232ZM231 37V38H232ZM255 37V36H254ZM255 37V38H256ZM260 37V36H259ZM258 37V38H259ZM262 37H263V35H262ZM35 38H37V36L36 37H33V40L35 39ZM58 38V37H57ZM67 38V37H66ZM145 38V37H144ZM143 38V39H144ZM186 38V37H185ZM184 38V39H185ZM188 38V37H187ZM199 38V37H198ZM197 38V39H198ZM211 38V37H210ZM209 38V39H210ZM213 38V39H214ZM217 38H219V37H217ZM226 38H227V36H226ZM233 38H235V37H233ZM236 38H237V36H236ZM243 38V37H242ZM83 39V38H82ZM133 40H134V38H132ZM163 39V38H162ZM166 39V38H165ZM179 39V38H178ZM189 39V38H188ZM196 38H195V40H193V41H195L196 42V40H197ZM200 40H201V38H199ZM202 39H204V38H202ZM216 39V38H215ZM230 39V38H229ZM240 39H241V36H240ZM239 39V40H240ZM253 39V38H252ZM262 39V38H261ZM264 39V38H263ZM63 40H65L64 38H63ZM68 40V39H67ZM146 40H147V38H146ZM145 40V41H146ZM177 40V39H176ZM187 40V39H186ZM185 40V41H186ZM260 40V39H259ZM58 41V40H57ZM61 41V40H60ZM89 41H91L92 42V40L90 39V37H89ZM138 41V40H137ZM165 41H167V40H165ZM172 41H173V38H172ZM179 41V40H178ZM182 41V40H181ZM189 41V40H188ZM192 41V42H193ZM198 41V40H197ZM203 41H205V40H203ZM214 41V40H213ZM212 41V42H213ZM218 41H220V39L218 40ZM234 41H235V39H234ZM238 41V40H237ZM247 41H249L248 39H247ZM246 41V42H247ZM252 41V40H251ZM251 41H250V43H251ZM256 41H258L257 39H256ZM256 41L254 40V43H256ZM261 41H263V40H261ZM59 42V41H58ZM67 42H69V40L67 41ZM77 42H75V44L77 43ZM83 42V41H82ZM130 42H131V40H130ZM133 42V41H132ZM147 42V41H146ZM170 42V41H169ZM211 42V43H212ZM222 42V41H221ZM228 42V41H227ZM231 42V41H230ZM230 42H228V43H230ZM259 42V41H258ZM257 42V43H258ZM60 43V42H59ZM73 43V42H72ZM136 43V42H135ZM135 43H133V44H135ZM151 43H152V45L154 46V49L157 47V45H158V41L156 40V39H154V40H152L151 41ZM160 43V42H159ZM181 43H183V42H181ZM189 43V42H188ZM191 43V42H190ZM194 43V42H193ZM219 44H220V42H218ZM226 43V42H225ZM235 43V42H234ZM239 43V42H238ZM242 43H243V40H242ZM253 43V44H254ZM264 43V42H263ZM263 43H262V45H263ZM63 44H65V43H63ZM68 44H70V43H68ZM143 44V43H142ZM141 44V45H142ZM171 44H172V42H171ZM183 44H185V42L183 43ZM183 44H181V45H183ZM198 44V43H197ZM196 44V45H197ZM203 44V43H202ZM202 44H199V46L200 45H202ZM206 44V43H205ZM205 44H203V45H205ZM214 43H212V45H213ZM216 44V43H215ZM214 44V45H215ZM236 44H237V42H236ZM240 44V43H239ZM252 44V43H251ZM259 44V43H258ZM258 44H255V46L256 45H258ZM261 44V43H260ZM62 45V44H61ZM71 45V44H70ZM69 45V46H70ZM88 45V44H87ZM93 45H91V46H93ZM138 45V44H137ZM137 45H136V47H137ZM162 45V44H161ZM167 45V44H166ZM173 45H175V47H176V43L175 44H173ZM179 45V44H178ZM187 45V44H186ZM190 45V44H189ZM188 45V46H189ZM191 45H192V47L194 48V46H195V44H192L191 43ZM194 45V46H193ZM210 45V44H209ZM211 45V46H212ZM217 45V44H216ZM229 45V44H228ZM231 45V44H230ZM132 46V45H131ZM134 46V45H133ZM169 46V44L167 45V47ZM172 46V45H171ZM180 46V45H179ZM210 46V47H211ZM226 46H227V44H226ZM244 46V45H243ZM247 46H249V45H247ZM254 46V47H255ZM260 46V45H259ZM62 47V46H61ZM74 47V46H73ZM90 47V46H89ZM97 47L98 48H100L99 50L97 49ZM143 47V46H142ZM187 47V46H186ZM191 47V46H190ZM190 47L188 48V50H190ZM196 47H198V46H196ZM202 46H200V48H201ZM204 47H206V46H204ZM209 47V48H210ZM215 47V46H214ZM218 47V46H217ZM221 47V46H220ZM219 47V48H220ZM224 47H225V45H224ZM229 47V46H228ZM236 47V46H235ZM237 47H239L238 46V44H237ZM242 47V46H241ZM253 47V48H254ZM258 47V46H257ZM264 47V46H263ZM43 48H47V44L45 43V42H42L41 40L39 41V43H38V49L39 50H41V49H43ZM64 48H66V47H64ZM126 48H128V47H126ZM134 48V47H133ZM138 48V47H137ZM159 48V47H158ZM161 49H162V47H160ZM173 48V47H172ZM181 48H184V46L182 47L181 46ZM212 48V47H211ZM233 48V50H234V46L232 47ZM246 48V47H245ZM249 48V47H248ZM71 49H73V48H71ZM83 49V48H82ZM81 49V50H82ZM90 49H91V47H90ZM103 49V50H102ZM143 49V48H142ZM141 49V50H142ZM154 49H151V50H148V51H143L142 50V52L140 53V55H142V57L139 55L138 56V58H137V56L135 55V53H130V54H127L126 55V57H124V59H122V56H121V59L123 60V61H125L124 62V64H123V66L122 67H120V62L122 61V60H119L120 62H117V69H116V74H117V76L118 75H120V74H122V73H125L126 74V76L131 80V83H132V81H134L135 79L133 78V77H135V74H136V76L138 77V79H139V83H140V85H144V84H147L148 83V81H149V79H148V73L145 75L144 73L143 74H138V73H135V72H133L132 70H137L138 69V67H139V63L137 62V60H146V58H148L149 57V55L151 54V53H154L153 51H154ZM166 49V48H165ZM179 49V48H178ZM184 49H186V48H184ZM198 49V48H197ZM196 49V50H197ZM206 49V48H205ZM215 48H212V49H210V51L211 50H214ZM231 49V48H230ZM235 49H237V48H235ZM243 49V48H242ZM250 49V48H249ZM256 49H258V48H256ZM259 49H260V47H259ZM264 49V48H263ZM263 49H261V50H263ZM94 50H95V53H94ZM128 50H130V48L128 49ZM128 50H127V52H128ZM134 50H136V49H134ZM138 50V49H137ZM140 50V49H139ZM138 50V51H139ZM157 50V49H156ZM159 50V49H158ZM163 50V49H162ZM172 50V49H171ZM181 50V49H180ZM183 50V49H182ZM192 50V49H191ZM195 50V51H196ZM204 50V49H203ZM202 50V51H203ZM208 50V49H207ZM218 50V49H217ZM225 50V49H224ZM229 50V49H228ZM247 50V49H246ZM251 50V49H250ZM255 50V49H254ZM76 51V50H75ZM124 51V50H123ZM133 51V50H132ZM165 51V50H164ZM173 51V50H172ZM175 51V50H174ZM194 51V52H195ZM215 51V50H214ZM220 51L222 52V50L220 49ZM232 51V50H231ZM238 51V50H237ZM237 51L235 50V52L237 53ZM241 51V50H240ZM239 51V52H240ZM253 51V50H252ZM264 51V50H263ZM46 52V51H45ZM48 52V51H47ZM71 52V51H70ZM121 52V51H120ZM125 52V51H124ZM126 52V53H127ZM134 52V51H133ZM135 52H137V51H135ZM168 52V51H167ZM180 52V51H179ZM206 52V51H205ZM208 52V51H207ZM206 52V53H207ZM219 52V51H218ZM221 52H220V54H221ZM228 52H230V51H228ZM233 52V51H232ZM84 53V52H83ZM161 53V52H160ZM168 53H170V52H168ZM167 53V54H168ZM177 53V52H176ZM175 53V54H176ZM190 54H191V51L189 52ZM197 54H198V51L196 52ZM203 53V52H202ZM209 53V52H208ZM211 53V52H210ZM216 53H217V51H216ZM246 53V52H245ZM250 52H248V54H249ZM254 53H255V51H254ZM259 53H261V51L259 52ZM264 53V52H263ZM262 53V54H263ZM139 54V53H138ZM137 54V55H138ZM163 53H161V55H162ZM172 54V53H171ZM187 54V53H186ZM205 54V53H204ZM215 54V53H214ZM219 54V53H218ZM217 54V55H218ZM224 54V53H223ZM238 54V53H237ZM236 54V55H237ZM242 53H240V55H241ZM247 54V53H246ZM245 54V55H246ZM252 54V53H251ZM251 54H250V56H251ZM40 55H41V53L40 52H38V50H37V52L34 54V56L33 57H31L30 59H29V62L33 65V66H35V63H36V61H37V59L40 57ZM121 55V54H120ZM160 55V54H159ZM178 55V54H177ZM189 55V54H188ZM188 55H186V56H188ZM191 55H194V54H191ZM190 55V56H191ZM196 55V54H195ZM194 55V56H195ZM201 56H202V54H200ZM209 55V54H208ZM210 55H213V52H212V54H210ZM259 55V54H258ZM264 55V54H263ZM151 56V55H150ZM153 56V55H152ZM151 56V57H152ZM166 56H169V55H166ZM179 56H180V54H179ZM186 56H184V57H186ZM193 56V57H194ZM197 56V55H196ZM239 56V55H238ZM249 56V57H250ZM261 56V55H260ZM72 57V56H71ZM74 58H76L75 56H73ZM116 58H117V56H115ZM158 57V56H157ZM161 57V56H160ZM174 57V56H173ZM192 57V56H191ZM200 57V56H199ZM208 57V56H207ZM215 56H213L212 58H214ZM228 57V56H227ZM242 57V56H241ZM240 57V58H241ZM254 56H252L251 57V59L253 58ZM150 58V57H149ZM148 58V59H149ZM155 58V57H154ZM153 58V59H154ZM159 58V57H158ZM181 58H182V56H181ZM197 58H198V56H197ZM218 58H220V56L218 57ZM245 58H247V56L245 57ZM256 58V57H255ZM260 58V57H259ZM69 59V60H68ZM81 59H82V57H81ZM186 59V58H185ZM190 59V58H189ZM188 58H187V60H189ZM207 59V58H206ZM215 59V58H214ZM216 59H217V57H216ZM221 59H223V58H221ZM228 60H229V58H227ZM238 59V58H237ZM236 59V60H237ZM257 60H258V57L256 58ZM256 59H255V61H256ZM261 59H263L264 60V58H261ZM85 61H86V58L84 59ZM111 60V59H110ZM161 60V59H160ZM164 60H165V58H164ZM169 60V59H168ZM173 60V59H172ZM195 60V59H194ZM200 60H202L201 58H200ZM203 60H205L204 58H203ZM243 60V62H244V60L245 59H242ZM241 60V61H242ZM262 60V61H263ZM73 61V60H72ZM75 61V60H74ZM73 61V62H74ZM147 61V60H146ZM148 61H150V60H148ZM155 61V60H154ZM170 61V60H169ZM177 61H178V58H177ZM190 61V60H189ZM192 61V60H191ZM206 61H208V59L206 60ZM205 61V62H206ZM212 61V60H211ZM211 61H210V63H211ZM229 61H231V60H229ZM233 61V60H232ZM250 62H251V60H249ZM260 61V60H259ZM69 62V63H68ZM79 62H81V61H79ZM159 62H161V61H159ZM165 62H167L166 60H165ZM183 62H185V61H183ZM188 62V61H187ZM201 62V61H200ZM203 62V61H202ZM209 62V61H208ZM215 63H216V61H214ZM218 62H222L221 60L220 61H218ZM217 62V63H218ZM239 62V61H238ZM237 62V63H238ZM245 62H247V61H245ZM244 62V63H245ZM249 62V63H250ZM254 62V61H253ZM72 63V62H71ZM82 63V62H81ZM86 63V62H85ZM156 63V62H155ZM175 63V62H174ZM173 63V64H174ZM188 63H192V62H188ZM196 63V61L193 63V64H195ZM228 63V62H227ZM231 62H229V64H230ZM237 63H236V65H237ZM240 63V62H239ZM243 63V64H244ZM74 64H78V62H76V63H74ZM74 64H72V65H74ZM80 64V63H79ZM100 64H104L103 63V61H101L100 62ZM116 64V63H115ZM148 64V63H147ZM146 64V65H147ZM165 64V63H164ZM172 64V63H171ZM184 64V63H183ZM187 64V63H186ZM186 64H184L183 66H185L186 67ZM212 64V63H211ZM224 64H225V62H224ZM240 64H242V63H240ZM248 64V63H247ZM255 64L257 65V64H259V63H255L254 62V65L253 66H255ZM261 64V63H260ZM83 65V64H82ZM87 65V64H86ZM85 64H84V66H86ZM152 65H154V63L152 64ZM156 65V64H155ZM199 65V64H198ZM219 65V64H218ZM233 65V64H232ZM245 65V64H244ZM249 65V64H248ZM252 65V64H251ZM263 65V64H262ZM76 66V65H75ZM83 66V67H84ZM103 66V65H102ZM116 66V65H115ZM144 65L142 64V67H143ZM148 66H150L151 67V65H149L148 64ZM157 66V65H156ZM162 66H165V65H162ZM187 66H188V64H187ZM208 66H210V65H208ZM221 66V65H220ZM224 66H226V65H224ZM246 66V65H245ZM250 66V65H249ZM79 67V66H78ZM141 67V66H140ZM153 67V66H152ZM158 67V66H157ZM171 67V66H170ZM172 67H173V65H172ZM228 67V66H227ZM232 67V66H231ZM238 67V66H237ZM252 67V66H251ZM250 67V68H251ZM257 67H258V65H257ZM263 67V66H262ZM51 68V67H50ZM54 68H56V67H54ZM99 68V67H98ZM144 68V67H143ZM146 68V67H145ZM154 68H155V66H154ZM191 67H189V69H190ZM200 68V67H199ZM204 68V67H203ZM215 68V67H214ZM225 68V67H224ZM233 68H234V66H233ZM239 68H242V67H239ZM249 68V67H248ZM248 68H246L247 70H248ZM261 67H259V68H257V70L259 71V69H260ZM52 69V68H51ZM70 69V66H69V68H68V70ZM140 69V68H139ZM164 69V68H163ZM168 69V68H167ZM174 69V68H173ZM172 69V70H173ZM184 69V68H183ZM186 69V68H185ZM188 69V68H187ZM195 69V68H194ZM209 69V68H208ZM216 69V68H215ZM232 69V68H231ZM243 69V68H242ZM245 69V68H244ZM243 69V70H244ZM253 69V68H252ZM251 69V70H252ZM264 69V67L261 69V70H263ZM33 70V69H32ZM63 70V69H62ZM73 70V69H72ZM76 70V69H75ZM81 70V69H80ZM85 70V69H84ZM144 70V69H143ZM165 70V69H164ZM171 70V69H170ZM196 70V69H195ZM201 70H202V68H201ZM218 66H217V72H218ZM224 70V69H223ZM226 70V69H225ZM228 70H230V69H227L226 70V72L228 71ZM250 70V69H249ZM255 70V69H254ZM55 71V70H54ZM102 71V70H101ZM120 71V72H119ZM138 71V70H137ZM142 71V70H141ZM148 71H150V69L148 70ZM147 71V72H148ZM169 71V70H168ZM175 71V70H174ZM191 71V70H190ZM199 71V70H198ZM233 71V70H232ZM235 71V70H234ZM233 71V72H234ZM245 71V70H244ZM63 72V71H62ZM69 72H70V70H69ZM86 72V71H85ZM96 72V71H95ZM108 72V71H107ZM145 72V71H144ZM172 72V71H171ZM188 72H189V70H188ZM194 72V71H193ZM192 72V73H193ZM197 72V71H196ZM208 72V71H207ZM222 72V71H221ZM226 72H224L225 73V75H226ZM243 72V71H242ZM245 72H247V71H245ZM244 72V73H245ZM256 72V71H255ZM261 72H263V71H259V74H261ZM50 73V72H49ZM53 73V72H52ZM55 74L57 73V72H54ZM74 73V72H73ZM83 73V72H82ZM113 73V72H112ZM150 73V72H149ZM167 73V72H166ZM170 73V72H169ZM204 73V72H203ZM219 73V72H218ZM223 73V72H222ZM236 73V72H235ZM235 73L233 74L234 76H235ZM253 73H254V71H253ZM51 74V73H50ZM55 74H53V75H55ZM64 74V73H63ZM77 74V73H76ZM101 74V73H100ZM99 74V75H100ZM171 74V73H170ZM172 74H173V72H172ZM189 74H191V73H189ZM213 74H214V72H213ZM212 74V75H213ZM216 74V73H215ZM220 74V73H219ZM228 74H231V72L230 73H228L227 72V75ZM243 74V73H242ZM52 75V74H51ZM60 75V74H59ZM79 75V74H78ZM77 75V76H78ZM84 75V74H83ZM97 75V74H96ZM123 75V74H122ZM132 75V76H131ZM151 75V74H150ZM168 75V74H167ZM166 75V76H167ZM222 74H220V75H218V76H221ZM225 75H223V76H225ZM239 75H240V73H239ZM247 75V74H246ZM250 74H249V72H248V76H249ZM253 75V74H252ZM261 75H263V74H261ZM260 75V76H261ZM56 76V75H55ZM66 76H67V74H66ZM65 76V77H66ZM74 76V75H73ZM80 76H82V75H80ZM79 76V77H80ZM173 76V75H172ZM191 76V75H190ZM195 76V75H194ZM200 76V75H199ZM203 76V75H202ZM211 76V75H210ZM214 77H215V75H213ZM222 76V77H223ZM238 76V75H237ZM241 76H243V75H241ZM251 76V75H250ZM255 76V75H254ZM258 76V75H257ZM1 77V76H0ZM49 77V76H48ZM64 77V78H65ZM70 77V73H69V75H68V77L67 78H69ZM74 77H76V76H74ZM83 77V76H82ZM88 77V76H87ZM91 77V76H90ZM102 77H104L103 76V74H102ZM126 77V78H127ZM137 77H135V78H137ZM169 77H170V75H169ZM207 77V76H206ZM225 77H227V76H225ZM225 77H223V78H225ZM243 77H245V76H243ZM56 78V77H55ZM59 78V77H58ZM73 78V77H72ZM92 78V77H91ZM116 78V77H115ZM122 78H125V77H122ZM171 78V77H170ZM211 78V77H210ZM234 78V77H233ZM232 78V79H233ZM251 77H249V79H250ZM252 78H253V76H252ZM255 78V77H254ZM50 79V78H49ZM53 80H55L54 78H52ZM61 79V78H60ZM59 79V80H60ZM84 79V78H83ZM93 79V78H92ZM118 79H120V78H118ZM202 79H203V77H202ZM214 79V78H213ZM240 79V78H239ZM238 79V80H239ZM263 79V78H262ZM261 79V80H262ZM64 80V79H63ZM74 80V79H73ZM77 81H78V79H76ZM88 80V79H87ZM95 81H97V79H94ZM103 80V79H102ZM117 80V79H116ZM122 80V79H121ZM148 80V81H147ZM208 80V79H207ZM237 80V81H238ZM251 80H253V79H251ZM50 81V80H49ZM65 81V80H64ZM75 81V80H74ZM81 81V80H80ZM83 81V80H82ZM81 81V82H82ZM90 81L92 82L93 80H91L90 79ZM205 81V80H204ZM203 81V82H204ZM247 80H245V82H246ZM248 81H250V80H248ZM264 81V80H263ZM262 81V82H263ZM71 82V81H70ZM106 82V81H105ZM113 82V81H112ZM117 82V81H116ZM120 82V81H119ZM199 82V85H201L200 83V81H198ZM203 82H202V84H203ZM206 82V81H205ZM214 81H211L210 80V84L212 85V83H213ZM240 82V81H239ZM244 82V81H243ZM244 82V83H245ZM253 82V81H252ZM256 82V81H255ZM259 82H260V80H259ZM46 83V82H45ZM54 83H56L55 81H54ZM59 83V82H58ZM57 83V84H58ZM72 83H73V81H72ZM78 83H79V81H78ZM97 83V82H96ZM118 83V82H117ZM128 83H129V81H128ZM215 83V82H214ZM233 83H234V80H233ZM236 83V82H235ZM258 82H256L255 83V86H256V84H257ZM51 84V83H50ZM64 83H62V85H63ZM66 84V83H65ZM71 84V83H70ZM100 84V83H99ZM112 84V83H111ZM237 84V83H236ZM247 84V83H246ZM250 84V83H249ZM261 84V83H260ZM260 84H258V85H260ZM41 85V84H40ZM43 85V84H42ZM48 85V84H47ZM54 85H56V84H54ZM76 85V84H75ZM74 85V86H75ZM130 85V84H129ZM204 85H205V83H204ZM209 86V87H211L212 88V86ZM232 85V84H231ZM241 85H243V84H241ZM248 85V84H247ZM246 85V86H247ZM251 85V84H250ZM49 86L50 85H48V87H46V89H49ZM58 86V85H57ZM100 86V85H99ZM98 86V87H99ZM113 86H115L114 84H113ZM113 86H112V88H113ZM116 86H118V85H116ZM206 86V85H205ZM235 86V85H234ZM245 86V85H244ZM243 86V87H244ZM254 86V87H255ZM262 86V85H261ZM260 86V87H261ZM51 87V86H50ZM59 87V86H58ZM73 87V86H72ZM71 87V88H72ZM101 87V86H100ZM125 87H129V86H126L125 85ZM237 87L238 86H236L235 88L237 89ZM253 87V86H252ZM251 87V88H252ZM257 87V86H256ZM263 87V86H262ZM96 88V87H95ZM116 88V87H115ZM158 88V87H157ZM203 88H205V87H203ZM210 88V90H212ZM231 88V87H230ZM229 88V90H231ZM239 88V87H238ZM248 88H250V86L248 87ZM39 89H40V87H39ZM39 89L37 90V91H39ZM54 89V88H53ZM74 89H76V86H75V88ZM100 89V88H99ZM102 89V88H101ZM114 89V88H113ZM177 89H179V88H177ZM177 89H176V92H177ZM232 89H233V87H232ZM241 87H240V91H241ZM256 89V88H255ZM263 89H264V87H263ZM34 90H35V88H34ZM65 90V89H64ZM69 90H71L70 88H69ZM92 90H93V88H92ZM111 90V89H110ZM206 90V89H205ZM205 90H203V91H205ZM228 90V91H229ZM246 90V87H245V89L244 90H242L243 92ZM249 90L250 89H248V92H249ZM252 90H253V88H252ZM251 90V91H252ZM42 91V90H41ZM50 91V90H49ZM55 92H56V89L54 90ZM73 92H74V90H72ZM91 91V90H90ZM97 91L98 90H96V92H95V94L97 93ZM105 91V90H104ZM191 91V90H190ZM209 91V90H208ZM213 91V90H212ZM234 91H239V90H235L234 89ZM241 91V92H242ZM250 91V92H251ZM54 92V93H55ZM59 92V91H58ZM66 92V91H65ZM93 92V91H92ZM110 92V91H109ZM111 92H113L112 90H111ZM135 92V91H134ZM133 92V93H134ZM137 92V93H136ZM135 93L137 94L136 96H134L133 95V97H129V99L128 100H130V99H134V98H136V97H142V95L141 94H145V95H148L147 94V90L146 89H143V88H138L137 89V91H136ZM193 92H194V90H193ZM202 92V91H201ZM225 92H227V91H225ZM232 92V91H231ZM249 92V93H250ZM259 92H261L262 93V91L260 90ZM33 93V92H32ZM61 93H62V91H61ZM60 93V94H61ZM68 93V92H67ZM67 93H64V94H67ZM72 93V92H71ZM75 93V92H74ZM102 93V92H101ZM113 93H115V92H113ZM132 93V94H133ZM173 93V92H172ZM171 93V94H172ZM190 93H192V92H190ZM204 93V92H203ZM208 93V92H207ZM223 93V92H222ZM234 93V92H233ZM236 93V92H235ZM252 93H253V91H252ZM257 92L255 91V94H256ZM48 94V93H47ZM60 94H59V97H61V96H63V95H61L60 96ZM69 94V93H68ZM85 95V93L83 92L82 93V95ZM94 94V95H95ZM98 94H100V93H98ZM112 94V93H111ZM177 94V93H176ZM187 94L189 95V93L187 92ZM186 94V95H187ZM206 94V93H205ZM204 94V95H205ZM210 94V93H209ZM208 94V95H209ZM212 94V93H211ZM214 94V93H213ZM213 94H212V96H213ZM218 94H220V95H222L221 93H218ZM226 94V93H225ZM225 94H224V96H225ZM259 94V93H258ZM12 95H15V96H12ZM25 95V96H26ZM34 95V94H33ZM72 95H73V93H72ZM78 95H80V94H78ZM83 95V96H84ZM107 95H108V92H107ZM122 95V94H121ZM120 95V96H121ZM173 95H175V94H173ZM173 95H171V96H173ZM185 95V96H186ZM192 95H195V94H192ZM201 95V94H200ZM215 95V94H214ZM227 95V94H226ZM231 95V94H230ZM241 96H242V93L240 94ZM245 95H246V93H245ZM249 95V94H248ZM252 95V94H251ZM250 95V96H251ZM38 96V95H37ZM54 96H56V95H54ZM65 96H67V95H65ZM69 96H71V95H69ZM68 96V97H69ZM93 96V95H92ZM91 96V97H92ZM112 96V95H111ZM116 97L114 98V104H115V106L116 105H119V100H118V97L119 96H117V94L115 95ZM149 96V95H148ZM216 96H218V95H216ZM228 96V95H227ZM232 96H233V94H232ZM244 96V95H243ZM247 96V95H246ZM32 97V96H31ZM46 97H48V95L46 96ZM81 97V96H80ZM89 97H90V95H89ZM90 97V98H91ZM98 97V96H97ZM106 97V96H105ZM105 97H102V98H104V100L102 101V103H101V107H94L93 105L92 106H90V108H89V110L87 111V113H89V114H91L92 116H94L95 117V119L96 118H101V117H103V115H101L102 113H100V112H105L104 111V108L103 107H107V105L109 104V103H111L112 101H113V98H112V101L111 102H107L105 99ZM151 97V96H150ZM150 97H147V98H150ZM155 97H157V99H158V96H156L155 95ZM165 97V96H164ZM183 97V96H182ZM188 97V96H187ZM211 97V96H210ZM214 97V96H213ZM226 97V96H225ZM224 97V98H225ZM238 97V96H237ZM236 97V98H237ZM252 97V96H251ZM255 97V96H254ZM257 97H259V96H257ZM37 98V97H36ZM41 98V97H40ZM56 98V97H55ZM64 98V97H63ZM66 98V100H67V97H65ZM70 98V97H69ZM86 98H87V96H86ZM99 98V100H102V98L100 99V97H98ZM97 98V99H98ZM120 98V97H119ZM125 98V97H124ZM144 98V97H143ZM160 98V97H159ZM174 98V97H173ZM172 98V99H173ZM176 98V97H175ZM206 99H207V97H205ZM215 98V97H214ZM218 99H219V96L217 97ZM226 98H228V97H226ZM225 98V99H226ZM246 98V97H245ZM262 99H264L263 97H261ZM10 99V100H9ZM42 99V98H41ZM57 99V98H56ZM59 100H60V98H58ZM76 99V98H75ZM78 100H80L79 98H77ZM87 99H89V98H87ZM94 99H96V98H94ZM156 99V98H155ZM155 99H153V100H155ZM171 99V100H172ZM182 99V98H181ZM200 99H202V97L200 98ZM211 99H213V98H211ZM222 99V98H221ZM247 99V98H246ZM251 99V98H250ZM258 100H259V98H257ZM9 100V101H8ZM23 100V99H22ZM32 100V99H31ZM38 100H39V98H38ZM62 100V99H61ZM82 100H83V98H82ZM86 100V99H85ZM122 100H123V98H122ZM125 100V99H124ZM139 100H142V99H139ZM138 100V101H139ZM150 100V99H149ZM164 100V99H163ZM170 100V99H169ZM177 100V99H176ZM175 100V101H176ZM186 100V99H185ZM189 100V99H188ZM208 100H210L209 98H208ZM220 100V99H219ZM236 100V99H235ZM238 100V99H237ZM242 100V99H241ZM252 100V99H251ZM6 101H8V102H6ZM46 101V100H45ZM53 101H55V100H53ZM52 101V102H53ZM70 101V100H69ZM93 101V100H92ZM109 101V100H108ZM133 101V100H132ZM131 101V102H132ZM135 101V100H134ZM133 101V103H135ZM152 101V100H151ZM157 101V100H156ZM233 101H234V99H233ZM250 101V100H249ZM253 102L254 101H256V99L254 100V98H253V100H252ZM262 101V100H261ZM30 102V101H29ZM34 102V101H33ZM71 102V101H70ZM77 102V100H75V103ZM100 102V101H99ZM130 102V103H131ZM160 102V101H159ZM162 102V101H161ZM198 102V101H197ZM204 102V101H203ZM210 102V101H209ZM213 103H214V101H212ZM217 102V101H216ZM219 102V101H218ZM223 102V101H222ZM259 102V101H258ZM5 103V104H4ZM64 103V102H63ZM78 103V102H77ZM83 103V102H82ZM93 103H96V101H93ZM125 103V102H124ZM123 103V104H124ZM138 103V102H137ZM147 103V100L145 101L144 100V102H142L141 104L142 105H145ZM152 103H153V101H152ZM158 103V102H157ZM163 103H164V101H163ZM184 103H185V101H184ZM189 103V102H188ZM187 103V104H188ZM196 103V102H195ZM207 103V102H206ZM211 103V102H210ZM234 104H235V102H233ZM261 102H259V104H260ZM37 104V103H36ZM35 104V105H36ZM47 104V103H46ZM45 104V105H46ZM55 104H56V102H55ZM62 104V103H61ZM99 104V103H98ZM129 104V103H128ZM127 104V105H128ZM175 104V103H174ZM179 104V103H178ZM180 104H182V103H180ZM186 104V105H187ZM201 104V103H200ZM208 104V103H207ZM228 104V103H227ZM231 104V103H230ZM229 104V105H230ZM251 104L253 105L254 103H252L251 102ZM251 104H250V108H251ZM257 104V103H256ZM13 105V104H12ZM21 105V104H20ZM59 105V104H58ZM63 105V104H62ZM65 105V104H64ZM78 105V104H77ZM97 105V104H96ZM95 105V106H96ZM109 105H111V104H109ZM113 105V104H112ZM112 105H111V107H112ZM132 105V104H131ZM130 105V106H131ZM135 105V104H134ZM139 105V104H138ZM138 105H136V106H138ZM148 105V104H147ZM157 105L158 104H156V103H154V105H152L151 104V106H154V107H151L152 109L150 110L151 112H155V110L158 108L157 107ZM183 105V104H182ZM192 105V104H191ZM193 105H195V104H193ZM218 105V104H217ZM216 105V106H217ZM224 105V103H222V106ZM232 105V104H231ZM258 105V104H257ZM51 106V105H50ZM56 106V105H55ZM55 106H54V108H55ZM60 106V108H61V105H59ZM69 106V105H68ZM74 106H76V104L74 105ZM170 106H171V104H170ZM175 106H177V103H176V105H174V107ZM198 106H200V108H201V105H198ZM207 106V105H206ZM234 106V105H233ZM236 106H237V104H236ZM235 106V107H236ZM259 106V105H258ZM263 106V105H262ZM14 107V106H13ZM28 107V106H27ZM49 106H47V108H48ZM117 107V106H116ZM127 107V106H126ZM132 107V106H131ZM161 107V106H160ZM173 107V106H172ZM173 107V109H176V108H174ZM186 107V106H185ZM190 107V106H189ZM189 107L187 108V110L189 109ZM196 107V106H195ZM207 107H209V106H207ZM221 107V106H220ZM225 107V106H224ZM227 107V106H226ZM256 107V106H255ZM38 108V107H37ZM44 108V107H43ZM65 108V107H64ZM75 108V107H74ZM118 108V107H117ZM116 108V109H117ZM139 108V107H138ZM147 108V107H146ZM167 108V107H166ZM183 108V107H182ZM181 108V109H182ZM200 108H199V110H200ZM217 108V107H216ZM216 108H215V110H216ZM229 108H232V107H229ZM236 108H238V107H236ZM253 108V107H252ZM251 108V109H252ZM69 109V108H68ZM79 109H82V108H79ZM106 109V108H105ZM114 109V108H113ZM113 109H112V111H111V113H109L108 111H107V113L108 114H110V115H112V112H113ZM121 109V108H120ZM140 109H141V107H140ZM160 109V108H159ZM159 109H157V111H159ZM162 109V108H161ZM168 109V108H167ZM171 109V108H170ZM209 109H211L210 107H209ZM214 109V108H213ZM213 109H211V111L213 110ZM239 109V108H238ZM8 110V109H7ZM19 110V109H18ZM22 110V109H21ZM23 110H25V109H23ZM51 110H52V108H51ZM57 110H61V109H58L57 108ZM75 110V109H74ZM76 110H77V107H76ZM125 110V109H124ZM185 109H183V111H184ZM191 110V109H190ZM203 110V109H202ZM214 110V111H215ZM230 110V109H229ZM231 110H233V109H231ZM32 111V110H31ZM56 111V110H55ZM78 111V110H77ZM77 111H75V112H77ZM128 111V110H127ZM131 111V110H130ZM132 111H134V109L132 110ZM174 111H176V110H174ZM180 111V110H179ZM183 111H182V114H184L183 113ZM213 111V112H214ZM224 111V110H223ZM11 111H9V113H10ZM17 112V111H16ZM53 112V111H52ZM63 112V111H62ZM70 112V111H69ZM79 113H80V111H78ZM115 112H117L116 110H115ZM115 112H113V114L115 113ZM120 112H121V110H120ZM169 112V111H168ZM177 112V111H176ZM175 112V113H176ZM189 112V111H188ZM192 112H193V110H192ZM195 112H196V110H195ZM202 113H204L203 111H201ZM210 112V111H209ZM216 112V111H215ZM222 112V111H221ZM220 111H219V113H221ZM233 112V111H232ZM231 112V113H232ZM4 113V112H3ZM7 113V112H6ZM25 113V112H24ZM23 113V114H24ZM30 113V112H29ZM123 113H125V111H123ZM136 113V112H135ZM143 113H146V110H143ZM163 114H164V112H162ZM194 113V112H193ZM197 113V112H196ZM195 113V114H196ZM199 114H200V111L198 112ZM201 113V114H202ZM211 113V112H210ZM217 113V112H216ZM225 113V112H224ZM46 113H42L39 117V119H40V121L41 120H43L44 119V115H45ZM56 114H57V112H56ZM55 114V115H56ZM60 114V113H59ZM85 114V113H84ZM116 114H118L119 115V113H116ZM131 114V113H130ZM134 114V113H133ZM156 114V113H155ZM172 114H174V113H172ZM179 114V113H178ZM187 114V113H186ZM190 114H191V112H190ZM209 114V113H208ZM213 114V113H212ZM12 115V114H11ZM47 115V114H46ZM55 115H53V116H55ZM75 115V114H74ZM77 115V114H76ZM161 115V114H160ZM166 115V114H165ZM170 115V114H169ZM181 115V114H180ZM192 115H194V114H192ZM210 115V114H209ZM22 116V115H21ZM64 116H65V114H64ZM79 116H81V114H79ZM155 116V115H154ZM168 116V115H167ZM179 116V115H178ZM189 116V115H188ZM187 116V117H188ZM201 116H203V115H201ZM208 116V115H207ZM215 116H217V115H215ZM221 116H222V114H221ZM233 116V115H232ZM231 116V117H232ZM234 116H236V115H234ZM22 117H24V116H22ZM30 117V116H29ZM28 116H27V118H29ZM33 117V116H32ZM36 117V116H35ZM72 117V116H71ZM77 117H78V115H77ZM110 117V116H109ZM116 117V116H115ZM122 117V116H121ZM161 117H162V115H161ZM161 117H160V119H161ZM180 117V116H179ZM182 117H183V115H182ZM192 117V116H191ZM219 117V116H218ZM224 117V116H223ZM17 118V117H16ZM21 118V117H20ZM53 119L52 120H54L53 122H50L51 123V125H50V130H49V132L50 133H54V131H56V132H58L59 131V123H60V121L62 122L63 121V119H60V117L58 118H55V117H52ZM62 118V117H61ZM64 118V117H63ZM73 118V117H72ZM137 119H138V117H136ZM157 118V117H156ZM163 118V117H162ZM172 118V117H171ZM186 118V117H185ZM193 118V117H192ZM196 118V117H195ZM195 118H194V121H195ZM198 118H199V116H198ZM205 118V117H204ZM203 118V119H204ZM210 118H211V116H210ZM209 118V119H210ZM214 119H215V117H213ZM49 119V118H48ZM51 119V118H50ZM68 119V118H67ZM70 119V118H69ZM121 119V118H120ZM125 119V118H124ZM135 119V118H134ZM155 119V118H154ZM159 119V118H158ZM157 119V120H158ZM197 119V118H196ZM200 119V118H199ZM202 119V118H201ZM200 119V120H201ZM214 119L212 120V119H210V120H212V122L214 121ZM224 119V118H223ZM239 119V118H238ZM71 120V119H70ZM73 120V119H72ZM133 120V119H132ZM130 120V119H127V125H125V124H121L122 126H121V131H120V133L122 132V134H121V137H119V138H117V139H115V142L114 143H120V142H122V138H123V136H127V135H130V133L132 132L133 134H134V131L135 130H137L138 128H140V127H142V126H144V125H146V124H141L140 122H138V123H135V121L133 120ZM164 120V119H163ZM186 120V119H185ZM1 121V120H0ZM7 121H8V119H7ZM11 121V120H10ZM32 121V120H31ZM35 121H37V120H35ZM50 121V120H49ZM48 121V122H49ZM76 120H74L73 122H75ZM117 121V120H116ZM119 121V120H118ZM117 121V122H118ZM126 121V120H125ZM138 121V120H137ZM142 121V120H141ZM144 121V120H143ZM159 121H161V120H159ZM166 121V120H165ZM182 121V120H181ZM190 121V120H189ZM191 121H193V120H191ZM199 121V120H198ZM202 121H204V120H202ZM202 121H201V123H202ZM207 121V120H206ZM216 121H217V119H216ZM232 121V120H231ZM24 122H26V120L24 121ZM42 122V121H41ZM46 122V121H45ZM66 122V121H65ZM82 122V121H81ZM85 122V121H84ZM120 122V121H119ZM210 122V121H209ZM228 122V121H227ZM32 123V122H31ZM37 123V122H36ZM44 123V122H43ZM63 123V122H62ZM79 123V122H78ZM111 123H113V122H111ZM116 123V122H115ZM122 123V122H121ZM144 123V122H143ZM188 123V122H187ZM191 123V122H190ZM198 123V122H197ZM205 123V122H204ZM206 123H208V122H206ZM217 123V122H216ZM232 123V122H231ZM236 123V122H235ZM20 124H21V121H20ZM29 124V123H28ZM63 124H65V123H63ZM62 124V125H63ZM73 124V123H72ZM118 124V123H117ZM159 124V123H158ZM169 124V123H168ZM184 124V123H183ZM189 124V123H188ZM196 124V123H195ZM211 124V123H210ZM213 124V123H212ZM225 124V123H224ZM4 125V124H3ZM6 125H7V123H6ZM9 125V124H8ZM23 125V124H22ZM32 125H34V124H32ZM43 125V124H42ZM80 125V124H79ZM82 125V124H81ZM115 125V124H114ZM142 125V126H141ZM184 125H186V124H184ZM204 125V124H203ZM206 125V124H205ZM209 125V124H208ZM31 126V125H30ZM49 126V125H48ZM73 126V125H72ZM85 126V125H84ZM111 126V125H110ZM117 126H119V125H117ZM191 126H192V124H191ZM207 126V125H206ZM217 127H218V125H216ZM16 127V126H15ZM23 127H25V126H23ZM70 127L71 126H69L67 129H70ZM82 128H83V126H81ZM87 127V126H86ZM187 127V126H186ZM197 127V126H196ZM201 127H202V124H201ZM209 127V126H208ZM216 127V128H217ZM224 127H225V125H224ZM227 127V126H226ZM233 127V126H232ZM21 128V127H20ZM29 128V127H28ZM38 128V127H37ZM41 128V127H40ZM48 128V127H47ZM92 128H94V126L92 127V126H88V128L85 130L84 129V131L81 133V135H75V133H74V130H70V131H66L68 134H70V135H72V136H70V138L68 137V138H66V140H68L70 143L69 144H66L65 142H64V144H66L67 146H68V148L69 149H72V151L74 150V148H76V146L77 147H79L80 145H83L85 148H86V150L88 151V152H90L91 151V149L93 148V149H98V148H100V147H103V146H105V145H102L101 143H98V141L96 140V138L94 139V140H92V141H85V138L83 137V136H86V134L85 133H90V131H92ZM113 128V127H112ZM117 128V127H116ZM189 128V127H188ZM188 128H187V130H188ZM194 128V127H193ZM204 128V127H203ZM15 129V128H14ZM62 129V128H61ZM65 129V128H64ZM118 129V128H117ZM201 129V128H200ZM211 129V128H210ZM233 129H235V128H233ZM258 129V128H257ZM256 129V130H257ZM37 130V129H36ZM40 130V129H39ZM42 130H44L43 129V127H42ZM111 130V129H110ZM186 130V129H185ZM195 130V129H194ZM198 130V129H197ZM203 130V129H202ZM206 130V129H205ZM204 130V131H205ZM14 131V130H13ZM34 131V130H33ZM38 131V130H37ZM62 131H64V130H62ZM117 131H119V130H117ZM189 131V130H188ZM200 131V130H199ZM207 131H209V129L207 130ZM230 131V130H229ZM2 132H3V130H2ZM39 132V131H38ZM42 132V131H41ZM193 132V131H192ZM196 132V131H195ZM211 132V131H210ZM258 132V131H257ZM98 133V132H97ZM96 133V134H97ZM113 133H115V132H113ZM119 133V134H120ZM136 133V132H135ZM202 133V132H201ZM215 133V132H214ZM231 133V132H230ZM233 133V132H232ZM4 134V133H3ZM29 134V133H28ZM40 134V133H39ZM38 133H37V135H39ZM43 134V133H42ZM85 134V135H84ZM100 134V133H99ZM103 134H105V133H103L102 132V136H103ZM106 134H108V133H106ZM132 134V135H133ZM195 134H197V133H195ZM211 134V133H210ZM222 134V133H221ZM225 134V133H224ZM25 135V134H24ZM31 135V134H30ZM88 135V134H87ZM111 135V134H110ZM117 135V134H116ZM115 135V136H116ZM234 135V134H233ZM13 136V135H12ZM16 136H18V135H16ZM48 136V135H47ZM51 136V135H50ZM105 136V135H104ZM135 136V135H134ZM138 136V135H137ZM188 136V135H187ZM192 136H193V134H192ZM200 136V135H199ZM212 136H213V134H212ZM9 137H11V136H9ZM14 137V136H13ZM26 137H27V135H26ZM38 137V136H37ZM98 137V136H97ZM106 137V136H105ZM110 137V136H109ZM112 137H113V135H112ZM118 137V136H117ZM131 137V136H130ZM181 137V136H180ZM190 137V136H189ZM207 137V136H206ZM209 137H210V135H209ZM214 137V136H213ZM219 137V136H218ZM225 137V136H224ZM257 137V136H256ZM7 138V137H6ZM92 138V137H91ZM101 138H103V137H101ZM127 138V137H126ZM134 138V137H133ZM178 138V137H177ZM182 138V137H181ZM185 138V137H184ZM187 138V137H186ZM196 138V137H195ZM208 138V137H207ZM233 138V137H232ZM28 139V138H27ZM103 139H106V138H103ZM102 139V140H103ZM110 139L111 138H108L107 140H105L104 142L106 143V145H108L109 143V141H110ZM167 139V138H166ZM175 139V138H174ZM190 139H192V138H190ZM3 140V139H2ZM4 140H5V138H4ZM114 140V139H113ZM112 140V141H113ZM163 140V139H162ZM183 140V139H182ZM181 140V141H182ZM207 139H205V141H206ZM210 140H211V138H210ZM213 140V139H212ZM232 140V139H231ZM1 141V140H0ZM22 141H24V140H22ZM26 141V140H25ZM111 141V142H112ZM132 141V140H131ZM175 141L178 143V141H177V139H175ZM184 141V140H183ZM190 141H192V140H190ZM198 141H199V139H198ZM203 143H204V141L203 140H201ZM222 141V140H221ZM4 142V141H3ZM2 142V143H3ZM12 142V141H11ZM29 142V141H28ZM123 142H126L125 140L123 141ZM135 142V141H134ZM180 142V141H179ZM207 142H209V141H207ZM218 142V141H217ZM217 142H216V145H217ZM19 143H20V141H19ZM31 143V142H30ZM103 143V142H102ZM137 143V142H136ZM167 143V142H166ZM198 143V142H197ZM113 144V143H112ZM125 144V143H124ZM134 144V143H133ZM132 144V145H133ZM145 144V143H144ZM164 144V143H163ZM168 144H169V142H168ZM181 144V143H180ZM184 144H186V143H184ZM193 144V143H192ZM208 144H210V143H208ZM213 144V143H212ZM219 144V143H218ZM221 144L222 143H220L218 146L219 147H221ZM17 145V144H16ZM26 145V144H25ZM110 145H111V143H110ZM116 145V144H115ZM136 145V144H135ZM141 145V143L139 144V146ZM149 145V144H148ZM161 145V144H160ZM175 145V144H174ZM177 145V144H176ZM179 145V144H178ZM188 145V144H187ZM191 145V144H190ZM194 145V144H193ZM198 145V144H197ZM196 145V146H197ZM200 145V144H199ZM198 145V146H199ZM207 145V144H206ZM229 145V144H228ZM249 145V144H248ZM256 145V144H255ZM6 146V145H5ZM65 146V145H64ZM66 146V147H67ZM112 146V145H111ZM165 146V145H164ZM184 146V145H183ZM204 146V145H203ZM259 146V145H258ZM4 147V146H3ZM134 147V146H133ZM153 147V146H152ZM166 147H167V145H166ZM174 147V146H173ZM182 147V146H181ZM187 147V146H186ZM186 147H184V148H186ZM190 147V146H189ZM205 147V146H204ZM253 147V146H252ZM260 147H261V145H260ZM108 148V147H107ZM131 148V147H130ZM135 148V147H134ZM138 148V146L136 145V149ZM149 148V147H148ZM164 148V147H163ZM175 148V147H174ZM183 148V147H182ZM199 148H200V146H199ZM202 148V147H201ZM210 148V147H209ZM251 148V147H250ZM16 149H17V147H16ZM20 148H18V150H19ZM191 149H192V147H191ZM196 149V148H195ZM197 149H198V147H197ZM204 149V148H203ZM206 149V148H205ZM211 149V148H210ZM235 149V148H234ZM239 149V148H238ZM255 149V148H254ZM11 150H13V149H11ZM106 150V149H105ZM108 150V149H107ZM138 150V149H137ZM147 147L145 148L144 146H143V148H141L140 147V152H139V154L141 155V157L142 158H144V159H146V157H147V155H146V153H147ZM161 150V149H160ZM178 150V149H177ZM179 150H180V148H179ZM183 149H181V151H182ZM209 150V149H208ZM207 150V151H208ZM219 150V149H218ZM225 150V149H224ZM231 150V149H230ZM240 150H241V147H240ZM100 151V150H99ZM139 151V150H138ZM166 151V150H165ZM164 151V152H165ZM176 151V150H175ZM187 151V150H186ZM186 151H184L185 153H186ZM191 150H189V152H190ZM193 151V150H192ZM198 151V150H197ZM54 152V151H53ZM118 152V151H117ZM148 152H149V150H148ZM151 152V151H150ZM163 152V151H162ZM163 152V153H164ZM167 152V151H166ZM177 152H179V151H177ZM176 152V153H177ZM188 152V153H189ZM196 152V151H195ZM194 152V153H195ZM199 152H200V150H199ZM210 152H211V150H210ZM209 152V153H210ZM215 152H216V150H215ZM230 152H232V151H230ZM249 152V151H248ZM13 153V152H12ZM11 153V154H12ZM15 153V152H14ZM81 153V152H80ZM121 153V152H120ZM152 153V152H151ZM168 153V152H167ZM203 153V152H202ZM242 153V152H241ZM244 154H245V152H243ZM55 154V153H54ZM68 154H69V152H68ZM67 154V155H68ZM114 154H116V153H114ZM138 154V153H137ZM138 154V155H139ZM150 154V153H149ZM181 154V153H180ZM197 153H195V155H196ZM201 154V152L199 153V155ZM215 154V153H214ZM213 154V155H214ZM221 154V153H220ZM225 152H224V157H226L225 156ZM229 154V153H228ZM259 154V153H258ZM7 155V154H6ZM16 155V154H15ZM94 155V154H93ZM146 155V156H145ZM166 155V154H165ZM173 155H174V153H173ZM178 155V154H177ZM186 154H184V156H185ZM190 155H191V153H190ZM190 155H188V157L190 156ZM192 155H194V154H192ZM205 155V154H204ZM211 155V154H210ZM251 155V154H250ZM1 156V155H0ZM5 156V155H4ZM8 156V155H7ZM50 156V155H49ZM52 156V155H51ZM55 156V155H54ZM77 156V155H76ZM80 156V155H79ZM98 156V155H97ZM150 156H151V154H150ZM162 156V155H161ZM161 156H160V158H161ZM163 156H164V154H163ZM168 157H169V154L167 155ZM183 156V155H182ZM207 156H208V154H207ZM206 156V157H207ZM258 156V155H257ZM72 157V156H71ZM78 157V156H77ZM105 157V156H104ZM111 157V156H110ZM141 157H139V158H141ZM180 157V156H179ZM178 157V159H181V158H179ZM191 157H193V156H191ZM202 157V156H201ZM220 157H222V156H220ZM12 158V157H11ZM57 158V157H56ZM55 158V159H56ZM68 158V157H67ZM84 158V157H83ZM88 158V157H87ZM116 158V157H115ZM163 158H165V157H162V161L164 160ZM203 158H204V156H203ZM202 158V159H203ZM230 158V157H229ZM254 158V157H253ZM66 159V158H65ZM86 159V158H85ZM84 159V160H85ZM89 159V158H88ZM91 159V158H90ZM94 159V158H93ZM105 159V158H104ZM107 159V158H106ZM148 159V158H147ZM150 159V158H149ZM152 159H153V157H152ZM151 159V160H152ZM166 159V158H165ZM176 159V158H175ZM174 159V160H175ZM187 159V158H186ZM207 159V158H206ZM205 159V160H206ZM210 159H211V157H210ZM220 159V158H219ZM5 160V159H4ZM8 160H10V159H8ZM70 160V159H69ZM81 159L79 158V161H80ZM83 160V161H84ZM99 160V159H98ZM101 160V159H100ZM142 160V159H141ZM168 160V159H167ZM171 160H172V157H171ZM198 160V159H197ZM223 160V159H222ZM250 160V159H249ZM95 161V160H94ZM106 161V160H105ZM112 162H113V160H111ZM115 161V160H114ZM144 161V160H143ZM154 161H156V160H154ZM180 161V160H179ZM179 161H178V163H179ZM194 161V160H193ZM192 161V162H193ZM215 161H217L216 159H215ZM224 161V160H223ZM228 161V160H227ZM226 161V162H227ZM2 162H5V161H2ZM57 162V161H56ZM62 162V161H61ZM65 163H66V161H64ZM87 162V161H86ZM104 162V161H103ZM142 162V161H141ZM157 162V161H156ZM156 162H153V164H155ZM159 162V161H158ZM169 162V161H168ZM218 162V161H217ZM225 162V161H224ZM47 163V162H46ZM70 163V162H69ZM79 163V162H78ZM97 163V162H96ZM99 163V162H98ZM160 163H161V161H160ZM197 163H198V161H197ZM200 163V162H199ZM205 163V162H204ZM203 163V164H204ZM68 163H66V165H67ZM76 164H77V162H76ZM109 164V163H108ZM151 164V163H150ZM149 164V165H150ZM164 164V163H163ZM171 164V163H170ZM172 164H174V163H172ZM171 164V165H172ZM202 164V165H203ZM216 164V163H215ZM218 164V163H217ZM221 164V163H220ZM223 164V163H222ZM107 165V164H106ZM113 165H115L114 163H113ZM159 165H161V164H159ZM165 165V164H164ZM197 165V164H196ZM200 165H201V163H200ZM211 165V164H210ZM30 166H31V164H30ZM36 166H38V165H36ZM83 166V165H82ZM109 166V165H108ZM154 166H156V164L154 165ZM153 166V167H154ZM157 166H158V164H157ZM156 166V167H157ZM215 166H218V165H215ZM214 166V167H215ZM224 166V165H223ZM24 167H26L25 166V164H24ZM64 167V166H63ZM91 167H92V165H91ZM96 167V166H95ZM98 167V166H97ZM102 167V166H101ZM100 167V168H101ZM116 167V166H115ZM152 167V166H151ZM4 168H6V167H4ZM37 168V167H36ZM50 168H51V166H50ZM60 168H62V167H60ZM88 168H90V167H88ZM103 168H104V166H103ZM113 168V167H112ZM172 168V167H171ZM195 168V167H194ZM219 168H222V170H224L223 169V167H220L219 166ZM87 169V168H86ZM114 169H116V168H114ZM133 169V168H132ZM148 169H149V167H148ZM20 171H23V166H22V168L20 167V169H19ZM44 170H45V168H44ZM43 170V171H44ZM64 170V169H63ZM66 170V169H65ZM71 170V169H70ZM101 170H103V169H101ZM109 170V169H108ZM152 170V169H151ZM189 170V169H188ZM199 170V169H198ZM9 171V170H8ZM47 171V170H46ZM79 171V170H78ZM96 171V170H95ZM111 171V170H110ZM127 171V170H126ZM134 171V170H133ZM187 171V170H186ZM214 171V170H213ZM19 172V171H18ZM26 172V171H25ZM54 172V171H53ZM67 172V171H66ZM89 172V171H88ZM109 172V171H108ZM113 172V171H112ZM115 172V171H114ZM129 172V171H128ZM188 172V171H187ZM223 172V171H222ZM259 172H260V170H259ZM26 173H28V172H26ZM82 173V172H81ZM92 173H93V171H92ZM96 173V172H95ZM106 173H107V171H106ZM137 173V172H136ZM220 173V172H219ZM21 174V173H20ZM23 174H24V172H23ZM32 174H34V173H32ZM43 174V173H42ZM41 174V175H42ZM59 174V173H58ZM71 174V173H70ZM91 174V173H90ZM135 174V173H134ZM143 174V173H142ZM180 174V173H179ZM179 174H178V176H179ZM184 174H185V172H184ZM189 174V173H188ZM192 174H193V172H192ZM218 174V173H217ZM54 175V174H53ZM65 175H66V173H65ZM64 175V176H65ZM98 175V174H97ZM100 175V174H99ZM110 175V174H109ZM113 175V174H112ZM190 175H191V173H190ZM208 175V174H207ZM19 176V175H18ZM29 176V175H28ZM49 176V175H48ZM47 176V177H48ZM50 176H51V174H50ZM63 176V177H64ZM68 176V175H67ZM76 176V175H75ZM94 176V175H93ZM215 176H217V175H215ZM222 176V175H221ZM224 176V178H225V175H223ZM262 176H263V174H262ZM26 177V176H25ZM43 177V176H42ZM56 177H58V176H56ZM90 177V176H89ZM96 177V176H95ZM104 177V176H103ZM118 177V176H117ZM132 177H134V175L132 176ZM138 177V176H137ZM192 177V176H191ZM190 177V178H191ZM195 177V176H194ZM250 177V176H249ZM261 177V176H260ZM259 177V178H260ZM6 178V175L4 176H0V181H3L4 179ZM16 178V175L12 178V179H15ZM34 178V177H33ZM32 178V179H33ZM38 178V177H37ZM53 178V177H52ZM55 178V177H54ZM92 178V177H91ZM94 178V177H93ZM222 178V177H221ZM223 178V179H224ZM241 178V177H240ZM246 178V177H245ZM250 178H252V177H250ZM71 179V178H70ZM73 179V178H72ZM88 179V178H87ZM102 179V178H101ZM111 179V178H110ZM120 179V178H119ZM131 179V178H130ZM198 179H199V177H198ZM217 179V178H216ZM54 180H56V179H54ZM112 180V179H111ZM114 180H116L115 178H114ZM178 180V179H177ZM193 180V179H192ZM200 180V179H199ZM204 180V179H203ZM255 180H256V177H255ZM259 180V179H258ZM13 181V180H12ZM27 181V180H26ZM26 181H25V183H26ZM38 181V180H37ZM85 181V180H84ZM91 181V180H90ZM118 181V180H117ZM122 181V180H121ZM126 181V180H125ZM124 181V182H125ZM149 181V180H148ZM179 181V180H178ZM181 181V180H180ZM188 181H189V179H188ZM202 181V180H201ZM205 181V180H204ZM207 181V180H206ZM211 181H212V179H211ZM219 181V180H218ZM225 181V180H224ZM247 181H249V180H246L245 182H247ZM253 181V180H252ZM34 182V181H33ZM54 182H56V181H54ZM94 182V181H93ZM96 182V181H95ZM102 182L103 181H101L100 183L102 184ZM184 182H186V181H183V183ZM215 182V181H214ZM239 182H241V181H239ZM249 182H251V181H249ZM259 182H261V181H258V183ZM263 182H264V180H263ZM36 183V182H35ZM53 182H51V184H52ZM68 183V182H67ZM91 183V182H90ZM216 183H217V181H216ZM235 183V182H234ZM252 183V182H251ZM255 183V182H254ZM72 184V183H71ZM75 183H73V185H74ZM187 183H185V185H186ZM215 184V183H214ZM217 184H219V183H217ZM241 184V183H240ZM240 184H239V186H240ZM243 184V183H242ZM249 184V183H248ZM4 185V184H3ZM56 185V184H55ZM90 185V184H89ZM96 185H98V184H96ZM103 185V184H102ZM111 185H112V183H111ZM117 185V184H116ZM119 185H120V183H119ZM124 185V184H123ZM188 185V184H187ZM206 185V184H205ZM220 185V184H219ZM245 185H246V183H245ZM257 185V184H256ZM18 186H20V185H18ZM28 186V185H27ZM47 186V185H46ZM59 186V185H58ZM95 186V185H94ZM106 186V185H105ZM107 186H109V185H107ZM191 186V185H190ZM199 186H201V185H199ZM242 186V185H241ZM248 186H250V184L248 185ZM44 187V186H43ZM62 187H64V186H62ZM73 187V186H72ZM77 187V186H76ZM85 187V186H84ZM91 187H92V185H91ZM121 187V186H120ZM123 187H125V186H123ZM181 187H184V186H182L181 185ZM180 187V188H181ZM210 187V186H209ZM208 187V188H209ZM238 187V186H237ZM244 187V186H243ZM253 187H254V185H253ZM23 188H25V187H23ZM47 188L48 187H45L44 189H46L47 190ZM59 188V187H58ZM71 188V187H70ZM78 188H80V187H78ZM87 188V187H86ZM93 188V187H92ZM104 188V187H103ZM108 188V187H107ZM111 188V187H110ZM114 188V187H113ZM178 188V187H177ZM187 189H188V187H186ZM216 188H217V186H216ZM239 188H241V187H239ZM251 188H252V186H251ZM255 188V187H254ZM48 189H50L51 191H53V192H55V195L56 196H52L53 197V199H52V201H51V203H53V204H56V206L58 207V209H59V207H60V202H59V200H60V197L57 195V193H58V191H56V189L57 188H48ZM97 189H98V187H97ZM112 189V188H111ZM116 189V188H115ZM186 189V190H187ZM213 189V188H212ZM249 189V188H248ZM25 190V189H24ZM41 190V189H40ZM60 190H62V188L60 189ZM70 190V189H69ZM71 190H73V189H71ZM76 190V189H75ZM114 190V189H113ZM118 190V189H117ZM133 190V189H132ZM135 190V189H134ZM137 190V189H136ZM189 190V189H188ZM196 190H199V189H196ZM244 190V189H243ZM256 190V189H255ZM102 191V190H101ZM101 191H97V190H90L89 192H87V194H91L92 192H101ZM105 191V190H104ZM116 191V190H115ZM183 191H184V189H183ZM193 191V190H192ZM216 191V190H215ZM254 191V190H253ZM72 192V191H71ZM112 192V191H111ZM110 192V193H111ZM114 192V191H113ZM116 192H118V191H116ZM122 192V191H121ZM126 192V191H125ZM133 192V191H132ZM160 193H161V191H159ZM185 192V191H184ZM200 192H201V190H200ZM214 192V191H213ZM243 192V191H242ZM245 192V191H244ZM255 192V191H254ZM259 192V191H258ZM257 192V193H258ZM40 193L41 192H38L37 193V197H34L33 196V200L35 199L36 201L38 200H41L40 199ZM50 193V192H49ZM61 193V192H60ZM68 193V192H67ZM75 193V192H74ZM137 193V192H136ZM138 193H139V191H138ZM137 193V194H138ZM181 193V192H180ZM205 193V192H204ZM54 194V193H53ZM66 194V193H65ZM112 194V193H111ZM167 194V193H166ZM183 194V193H182ZM187 193L185 192V195H186ZM196 194H198V193H196ZM214 194V193H213ZM244 194H246V192L244 193ZM251 194V193H250ZM253 194V193H252ZM251 194V195H252ZM255 194V193H254ZM81 195H83V194H81ZM98 195V194H97ZM178 195V194H177ZM185 195H184V197H185ZM247 195H248V193H247ZM74 196V195H73ZM189 196H191V195H189ZM200 196V195H199ZM203 196V195H202ZM224 196H226V195H224ZM17 197V196H16ZM48 197V196H47ZM65 197V196H64ZM83 197V196H82ZM88 197V196H87ZM101 197V196H100ZM188 197V196H187ZM195 197V196H194ZM223 197V196H222ZM227 197V196H226ZM63 198V197H62ZM71 198H72V196H71ZM178 198V197H177ZM204 198V197H203ZM3 199V198H2ZM82 199H85V198H82ZM166 199V198H165ZM175 199V198H174ZM198 199V198H197ZM209 199V198H208ZM220 199V198H219ZM225 199V198H224ZM248 199H251V198H248ZM169 200H170V198H169ZM183 200V199H182ZM204 200V199H203ZM19 201H21V200H19ZM18 201V202H19ZM22 201H23V199H22ZM37 201V202H38ZM42 202H43V200H41ZM71 201V200H70ZM69 201V202H70ZM77 201V200H76ZM88 201V200H87ZM86 201V202H87ZM178 201H179V199H178ZM184 201V200H183ZM189 201V200H188ZM192 201V200H191ZM194 201V200H193ZM214 201H215V199H214ZM224 201V200H223ZM222 201V202H223ZM17 202V201H16ZM37 202H35V204L37 203ZM83 202V201H82ZM82 202H81V205H82ZM168 202V201H167ZM196 202H197V200H196ZM217 202H219L218 201V198H217ZM221 202V201H220ZM235 202V201H234ZM26 203V202H25ZM67 203V202H66ZM71 203V202H70ZM73 203V202H72ZM77 203V202H76ZM152 203V202H151ZM176 203V202H175ZM225 203V202H224ZM231 203V202H230ZM229 203V204H230ZM38 204V203H37ZM36 204V205H37ZM154 204V203H153ZM185 204H186V202H185ZM198 204V203H197ZM217 204V203H216ZM227 204V203H226ZM232 204V203H231ZM234 204V203H233ZM249 204V203H248ZM20 205V204H19ZM39 205V204H38ZM67 205V204H66ZM80 205V206H81ZM143 205H145V204H143ZM157 205V204H156ZM169 205V204H168ZM210 205H211V203H210ZM213 205V204H212ZM222 204H220V206H221ZM17 206V205H16ZM27 206V204H22V206H20L21 208H23V210H24V207H26ZM146 206V205H145ZM155 206V205H154ZM170 206V205H169ZM208 206V205H207ZM217 206H219V205H217ZM216 206V207H217ZM230 206V205H229ZM232 206H234V205H232ZM232 206H230V207H232ZM149 207V206H148ZM147 207V208H148ZM200 207H201V205H200ZM213 207V206H212ZM211 207V208H212ZM222 207H225V206H222ZM227 207V206H226ZM249 207V206H248ZM251 207H253V206H251ZM20 208V210H22ZM71 206H69V207H64L63 209H62V211H61V213H59V215H58V219H60V220H62L63 218H62V216H65V215H67V213H68V210L70 211L71 209ZM80 208V207H79ZM185 208V207H184ZM221 208V207H220ZM219 208V209H220ZM26 209V208H25ZM168 209V208H167ZM191 209V208H190ZM205 209V208H204ZM217 209V208H216ZM231 209V208H230ZM233 209H235V208H232V211H233ZM250 209H252V208H249V210ZM20 210H16V215H19V212H20ZM60 210V209H59ZM130 210V209H129ZM151 210V209H150ZM172 210V209H171ZM177 210V209H176ZM179 210V209H178ZM183 210H185V209H183ZM209 210V209H208ZM227 210H228V208H227ZM236 210V209H235ZM253 210V209H252ZM4 211V210H3ZM39 211V210H38ZM77 211V210H76ZM82 211V210H81ZM142 211L143 212H147V209H142ZM149 211V210H148ZM175 211V210H174ZM214 211V210H213ZM216 211V210H215ZM215 211H214V213H215ZM230 211V210H229ZM237 211V210H236ZM72 212V211H71ZM74 212V211H73ZM172 212V211H171ZM185 212V211H184ZM217 212H218V210H217ZM220 212V211H219ZM226 212V211H225ZM234 212V211H233ZM91 213H93V211L91 212ZM174 213V212H173ZM209 213V212H208ZM213 213V214H214ZM231 213V212H230ZM237 213H240V212H237ZM253 213V212H252ZM1 214V213H0ZM86 214V213H85ZM104 214V213H103ZM182 214V213H181ZM216 214V213H215ZM218 214V213H217ZM222 214V213H221ZM226 214V213H225ZM254 214H256V213H254ZM253 214V215H254ZM259 214V213H258ZM257 214V215H258ZM6 215V213H4V214H2V215H0V219L1 218H3L4 216ZM168 215V214H167ZM184 215V214H183ZM190 215V214H189ZM193 215V214H192ZM195 215V214H194ZM202 215H204V214H202ZM218 215H220V213L218 214ZM224 215V212H223V214H222V216ZM235 215V214H234ZM252 215V214H251ZM252 215V216H253ZM94 216V215H93ZM122 216V215H121ZM126 216V215H125ZM181 216V215H180ZM196 216V215H195ZM236 216V215H235ZM246 217H245V220L247 219V217H250V215H245ZM259 216V215H258ZM21 217V216H20ZM107 217V216H106ZM123 217V216H122ZM127 217V216H126ZM174 217V216H173ZM183 217V216H182ZM199 217V216H198ZM202 217V216H201ZM221 217V216H220ZM231 217H233V216H231ZM231 217H229V218H231ZM27 218H28V216H27ZM74 218H76V217H74ZM83 218V217H82ZM86 218V217H85ZM89 218H90V216H89ZM98 218V217H97ZM104 218V217H103ZM125 218V217H124ZM169 218V217H168ZM222 218V217H221ZM235 218V217H234ZM234 218H232V219H234ZM255 218V217H254ZM8 219V218H7ZM26 219V218H25ZM95 219V218H94ZM94 219H93V221H94ZM126 219V218H125ZM150 219V218H149ZM167 219V218H166ZM204 219V218H203ZM239 219V218H238ZM257 219V218H256ZM255 219V220H256ZM259 219V218H258ZM78 220H80V219H78ZM109 220V219H108ZM122 220V219H121ZM129 220V219H128ZM147 221H148V218L146 219ZM171 220V219H170ZM176 220V219H175ZM206 220H208V219H206ZM211 220V219H210ZM210 220H208V221H210ZM212 220H213V218H212ZM220 220V219H219ZM230 220V219H229ZM237 220V219H236ZM247 220H249V219H247ZM3 221V220H2ZM16 221V220H15ZM14 221V222H15ZM97 221V220H96ZM100 221V220H99ZM107 221V220H106ZM114 221V220H113ZM199 221V220H198ZM214 221V220H213ZM222 221V220H221ZM226 221H227V219H226ZM258 221V220H257ZM4 222V221H3ZM8 222H9V219L8 220H6L5 221V223L4 224H2L1 225V227H0V234L2 233V235H5L6 233H8V232H10V229H9V225H8ZM13 222V223H14ZM91 222V221H90ZM102 222V221H101ZM233 222V221H232ZM239 222V221H238ZM77 223V222H76ZM112 223V222H111ZM126 223V222H125ZM129 223V222H128ZM254 223V222H253ZM256 224H257V222H255ZM12 224V223H11ZM83 224V223H82ZM113 224H114V222H113ZM113 224L111 225V227L113 226ZM127 224V223H126ZM135 224V223H134ZM249 224V223H248ZM251 224H252V222H251ZM75 225V224H74ZM101 225H103V223L101 224ZM150 225V224H149ZM212 225H214V224H212ZM212 225H211V227H212ZM220 225V224H219ZM253 225V224H252ZM15 226V225H14ZM115 226H117V225H114V227ZM205 226V225H204ZM248 226V225H247ZM246 226V227H247ZM250 226V225H249ZM260 226V225H259ZM97 227V226H96ZM224 227V226H223ZM232 227V226H231ZM235 227V226H234ZM250 227H252V226H250ZM74 228V227H73ZM89 228V227H88ZM109 228V227H108ZM144 228V227H143ZM228 228V227H227ZM237 228V227H236ZM249 228V227H248ZM15 229H16V227H15ZM98 229H99V227H98ZM212 229H213V227H212ZM215 229V228H214ZM219 229V228H218ZM222 229V228H221ZM75 230V229H74ZM110 230V229H109ZM225 230V229H224ZM234 230V229H233ZM245 231L246 230H248V229H244ZM251 230V229H250ZM253 230V229H252ZM257 230V229H256ZM261 230V229H260ZM81 231V230H80ZM79 231V232H80ZM152 231H154V228H153V230ZM219 231V230H218ZM229 231V230H228ZM231 231V230H230ZM244 231V232H245ZM264 231V230H263ZM25 232V231H24ZM24 232H22L21 230L20 231H13V230H11V234H12V236H14L15 238H17V239H22L23 238V235L25 234ZM71 232V231H70ZM76 232V231H75ZM110 232V231H109ZM112 232H114L113 231V229H112ZM242 232V231H241ZM248 232H250L249 230H248ZM251 232H253V231H251ZM104 233H105V231H104ZM135 233V232H134ZM158 233V232H157ZM212 233H213V231H212ZM234 233V232H233ZM232 232H231V234H233ZM72 234V233H71ZM113 234V233H112ZM159 234V233H158ZM190 234V233H189ZM246 234V233H245ZM260 234V233H259ZM88 235V234H87ZM234 235V234H233ZM232 235V236H233ZM243 235V234H242ZM241 235V236H242ZM262 235V234H261ZM94 236V235H93ZM109 236V235H108ZM231 236V237H232ZM237 236V235H236ZM244 236V235H243ZM257 236H259L258 235V233H257ZM86 237V236H85ZM92 236H90V239H92L91 238ZM134 237V236H133ZM228 237H229V235H228ZM28 238H29V233H28ZM95 238V237H94ZM97 238V237H96ZM95 238V239H96ZM235 239H236V237H234ZM259 238V237H258ZM110 239H112V238H110ZM135 239V238H134ZM215 239V238H214ZM214 239H212V240H214ZM263 239V238H262ZM62 240H63V238H62ZM101 240V239H100ZM211 240V241H212ZM259 240V239H258ZM87 241V240H86ZM85 241V242H86ZM96 241V240H95ZM184 241V240H183ZM255 241V240H254ZM260 241H261V239H260ZM158 242V241H157ZM97 243H98V241H97ZM209 243V242H208ZM255 243H257V242H255ZM13 244V243H12ZM101 244V243H100ZM188 244V243H187ZM212 244V243H211ZM264 244V243H263ZM11 245V244H10ZM80 245V244H79ZM95 245V244H94ZM261 245V244H260ZM13 246V245H12ZM60 246V245H59ZM62 246H64V245H62ZM66 246V245H65ZM85 246V245H84ZM257 246V245H256ZM4 247V246H3ZM78 247V246H77ZM81 247V246H80ZM96 247V246H95ZM104 247V246H103ZM115 247V246H114ZM6 248V247H5ZM9 248V247H8ZM216 248V247H215ZM264 248V247H263ZM262 248V250H264ZM64 249H66V248H64ZM76 249V248H75ZM81 249H82V247H81ZM208 250V249H207ZM74 251V250H73ZM80 251V250H79ZM93 251H94V249H93ZM97 251H98V249H97ZM259 251V250H258ZM12 252V251H11ZM67 252H68V250H67ZM71 252V251H70ZM102 252V251H101ZM209 252V251H208ZM57 253H58V251H57ZM72 253V252H71ZM90 253V252H89ZM236 253H239V252H236ZM262 253H264V252H262ZM73 254V253H72ZM84 254H85V252H84ZM104 254V253H103ZM207 254V253H206ZM209 254H211L210 252H209ZM214 254V253H213ZM235 254V253H234ZM1 255V254H0ZM10 255V254H9ZM12 255V254H11ZM82 255V254H81ZM215 255V254H214ZM259 255H261V254H259ZM264 255V254H263ZM75 256V255H74ZM91 256V255H90ZM105 256V255H104ZM209 256V255H208ZM6 257V256H5ZM234 257H235V255H234ZM2 258H3V256H2ZM74 258V257H73ZM83 258V257H82ZM96 258V257H95ZM100 258V257H99ZM209 258V257H208ZM240 258V257H239ZM4 259H6V258H4ZM90 259V258H89ZM94 259V258H93ZM127 259V258H126ZM210 259V258H209ZM237 259H238V256H237ZM75 260V259H74ZM83 260V259H82ZM96 260V259H95ZM128 260V259H127ZM133 260V259H132ZM131 260V261H132ZM240 260V259H239ZM9 261V260H8ZM76 261V260H75ZM241 261H242V259H241ZM94 262V261H93ZM134 262V261H133ZM239 262V261H238ZM243 262H244V260H243ZM4 263V262H3ZM240 263V262H239ZM75 264V263H74ZM77 264V263H76ZM81 264V263H80ZM137 264V263H136ZM235 264V263H234ZM238 264V263H237Z\"/></svg>",
	"mask_w": 264,
	"mask_h": 264
},
{
	"label": "water",
	"instance_id": "water-1",
	"mask_svg": "<svg viewBox=\"0 0 264 264\" xmlns=\"http://www.w3.org/2000/svg\"><path fill=\"white\" fill-rule=\"evenodd\" d=\"M174 31V30H173ZM172 31V32H173ZM173 34V33H169ZM163 44L161 47L165 48L167 45L166 43ZM169 48L165 49L166 51H169ZM161 97V96H160ZM172 103H169L170 105ZM167 105V106H168ZM154 115V114H153ZM240 116V122L242 123L241 129L238 131V136L233 135L232 142H234L235 147H241L244 148L245 146H254L257 143V137L255 132V129L257 127H260L264 124V107L256 106L252 109H250L247 112L239 114ZM142 119L146 122V125L138 128L137 134L142 138L140 142L142 143V146H146L145 144L149 143L150 145H154L151 150L153 151L156 159H160V156L162 154V151L159 148V144L162 141H165L164 138H167L169 141L173 142L174 138L182 135V131H185L184 128L181 126V118L175 114H173L171 121L169 124L166 123H160L157 124L158 120L154 119L152 114L150 112L147 113L146 116H143ZM163 137V138H161ZM247 138H251L252 142H250L249 145L245 144V140ZM163 139V140H160ZM248 141H251L248 139ZM166 143V142H165ZM174 145V144H173ZM176 145V144H175ZM131 147V150H130ZM148 147V144H147ZM110 150H100L98 149H91L90 152L86 150V148L83 145H80L79 147L76 146L74 148L73 155L76 154H82L85 157H92L94 153H98V156H111L113 153L117 151H121L123 153V156L116 158L115 160V166L117 167L116 175L121 178V180H127L124 186L128 187L127 192L121 193V192H112V195L107 197V192H111L106 189L105 187V194H103L101 197L99 195H93L90 194L88 198V202L90 203L85 207V209L82 211V213H86L89 209L93 208V212L99 215L103 209L105 211H108L109 215L113 218L111 221L115 220V224H120L121 221L120 218L122 215L125 216L124 213H128V216L131 218V224L128 223V225H131L128 227L125 223L121 224L120 227H116L114 232V238L111 240H108L109 243H114L115 246V252L111 251L108 261H103L101 263L99 261V264H119L122 261H125V258L128 255L135 254L136 252H139V254L136 255L135 262L140 264H198L197 260L198 257L195 255L190 246L183 241V238L188 236V233L191 231H197L199 229L205 230L206 232L211 231L209 225H207V222L205 220H201L200 223L196 220H192L189 217H180L176 209V223L175 226H171L169 223L173 220H166V217L164 215L163 210L167 208L166 206V199L163 196L164 194L158 192L156 190V187L158 185L164 184L162 191L165 193L166 190H171L173 187L176 186L177 179L175 177V174H173L170 171L171 166L164 165L163 162L161 163L160 167L158 169H154L153 171H148L147 174H141L140 170L143 167V164L141 160L139 159V155H136L135 151H133V146L129 143L127 144H116L108 147ZM168 151L171 153L174 158L177 155H173V152L175 151V148L171 144H167ZM80 149V152L78 153ZM246 149V148H245ZM250 155V154H248ZM95 156V155H94ZM252 159H258L261 162V157H254ZM235 158H231L228 162L225 163V176L226 180L221 183V187L223 189L221 190L222 193H226L228 195L227 203H234V207L239 212H244L242 216L249 215L248 212V204L250 203L254 209H256L259 213V221L258 225L263 226L264 225V190L260 191L259 193L255 194L249 201H247L248 195H238L237 190L235 191L234 181L241 176L240 171L244 169L245 167H248L249 170L255 168L258 166L260 162H255L254 160L251 161L250 164H242L238 162L237 164H234ZM192 167V159H186L184 158L179 164L175 166V169L173 172L178 170L179 172H185L188 168ZM133 167L137 171L138 178H132L131 175H128L126 170L128 168ZM74 172H76L74 170ZM191 172V168L188 171V173ZM212 175V173H210ZM89 177V172H82L80 173V177L76 181L75 186L76 190L80 195L82 193H87L90 191V185L86 189L84 188L83 181ZM109 175L103 177V183L104 185H109ZM131 177L130 180H128ZM149 180V181H147ZM83 185V186H82ZM99 185V184H98ZM79 189L78 187H81ZM136 188L139 191H142L143 195H134L131 193V189ZM86 191V192H85ZM40 192L37 187L30 181L29 187L25 189L19 196L24 197L25 199H29V197L33 194H36L35 197H37V193ZM205 192V191H203ZM93 193V192H92ZM87 195V194H86ZM83 196V195H82ZM142 196H144L142 198ZM204 193V197H205ZM40 198H43V200H49L52 201L53 197L51 198H45L43 197L42 193H40ZM141 197V198H140ZM145 198L155 202L157 206H154L151 204L147 208V212L149 214H146L142 211L143 207L145 205H141L140 203ZM236 203H235V202ZM132 208V211L127 209ZM231 208V207H229ZM244 208L246 210L244 211ZM151 209V210H150ZM149 210V211H148ZM56 214L58 216L59 212H57V209H55ZM80 211V210H78ZM77 211V212H78ZM51 210L45 209L43 212H34L33 216H30L28 218L27 223L25 224L23 222L21 215H18V219L16 221L17 224V230L16 231H22L29 233L30 236H33L38 233V231H41L39 236H42V241L40 239L33 240V239H17L11 234V230L14 229V226H12L11 221L13 220L14 215H9L10 219L8 222L10 232L6 233L5 235L0 236V245H8V244H25V245H32V246H39L42 248H45L46 250L49 248L50 245H48L47 240L45 237L47 236V232L53 227V222H56L58 225V221H54L51 219ZM49 215V216H48ZM69 218V215H66L64 217V220ZM148 218V221L146 220ZM150 218V219H149ZM63 220V222H64ZM133 224V222H135ZM152 222V224L148 227L147 225L143 228L144 225L139 226L136 228V233H133L130 231V229L136 225L137 223H144ZM62 222V223H63ZM203 223L204 225H207L205 227H198L199 224ZM249 222L246 221L244 218L239 223V226L247 225ZM203 225V226H204ZM238 226V225H237ZM154 227V231H151V228ZM163 231L166 232L164 235L162 232L160 234V238H157V232ZM220 231V230H219ZM126 234L129 236L126 237ZM133 234V236H132ZM219 234V232H218ZM221 234V231H220ZM171 238L173 243L168 242L166 238ZM130 238V239H129ZM135 238V239H134ZM127 241H124V240ZM129 239V240H128ZM166 239V241H164ZM216 239V238H215ZM158 241V242H157ZM105 242L104 244H106ZM184 243V245H182ZM138 247L137 249L133 250V247ZM111 248V245L109 244L108 251ZM144 253V254H142ZM2 264H17L16 259L12 261H6ZM135 264V263H134ZM208 264V263H207Z\"/></svg>",
	"mask_w": 264,
	"mask_h": 264
}]
</instances>
